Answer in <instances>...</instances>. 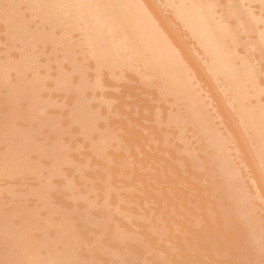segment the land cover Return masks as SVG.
<instances>
[{"label":"bare ground","instance_id":"bare-ground-1","mask_svg":"<svg viewBox=\"0 0 264 264\" xmlns=\"http://www.w3.org/2000/svg\"><path fill=\"white\" fill-rule=\"evenodd\" d=\"M256 3V4H255ZM154 5V6H153ZM155 6L157 7V8H155ZM28 9V10H27ZM30 9V10H29ZM157 9V10H156ZM159 9V10H158ZM29 11V12H27V13H32V14H30V15H28L27 13V15L28 16H31V17H33L32 18V21L30 20H28L29 22H33L34 23V19L36 20V27L35 26H32L31 27V25L30 26H28L27 24H25V20H27V16H25V14L23 15L22 14V11H24V12H26V11ZM4 11V12H3ZM165 12H167V13H165ZM2 13V14H1ZM8 13V14H7ZM0 20H2V21H4V22H2V21H0V22H2L1 24H0V32L1 31H4V34H5V30H6V32L10 35V36H12V38H7V40L9 39V41H11V39L13 40V41H16V43H18V45L20 44V48H19V55L17 56V58L14 60V61H12L11 62V60L13 59L12 57V59H9L10 58V56H7V57H4V58H1L0 57V85L2 84V82L1 81H3V83H4V86L5 85H8L9 83L7 82L6 83V81H7V79L5 80V78H8L9 76H6V74L7 73H5V72H9L11 69L12 70H14L13 72H15L16 74L15 75H17L16 76V78H14L13 76H11V77H13L14 79H16V82H15V84H13V86L11 85L10 87H9V92L10 91H12L14 94L13 95H15V98L18 100V98H19V100H20V98L23 100H26L25 102L27 103V104H18V103H16V102H8V103H10V104H7L8 105V108L6 107V111L3 113V112H1V116L0 117H2V120L0 121V143L1 142H4L2 145H0V175L2 174V177H5V176H19V174L22 176L23 175V173H25V172H27V171H29L31 168H32V166H33V168L35 167L34 165H33V163L34 164H37L38 166H39V164H40V161H46V159H44V160H41V158H40V161H39V156L41 157L42 155L44 156H46V157H44V158H47V160H48V163L50 164V167H52V168H50L49 169V165H48V163H46L47 164V166H48V168H45V170L47 171L48 169V175L47 176H49V177H51V174L53 175V174H55V173H58L59 172V170H60V174H61V169H60V167L62 166V165H66L67 163H69L70 164V161H72V160H75V159H79L77 156V158H75V156H73V154L75 153H69L70 152V148L71 147H74V143H73V141H72V143H73V145L71 146L70 144H69V142H67V140L65 141L64 139H66V137L63 139H61L60 138V135L61 134H63L64 133V131L63 130H65V127H63L64 129H58V128H56L57 126H58V123L56 122V119H58V115H59V113H58V115L55 113V115H57L55 118V120H53V121H55V122H53L52 121V119L50 120V117H52V116H50V117H48L47 116V114H46V107H48L47 105H49L47 102L50 100V99H48V101H44V100H47L46 98L44 99V98H41V93L42 92H40V94H39V91H40V88H42L43 90H44V85H46V84H42V82H44V80H46V79H48V78H46V79H42V75L40 76V78L43 80H41L40 78H39V82L40 81H42L40 84L42 85V87L38 84L37 85V80H36V85H35V81L33 80L34 78L36 79V77H34L33 79L31 78V77H33V75L31 76V74H30V78H31V80H33V82L30 80V78H29V76H26V74H27V71H30L31 69H33L34 67H36L35 69H37V66H35L36 64L38 65V63L40 64V62L37 60L38 58H39V56H40V54H39V52L41 53V50L43 49L44 50V48L43 47H45V46H43L46 42L48 43V41H46V40H49V42L50 41H52L51 42V48H54L55 49V47H57L58 45L60 46V48L64 51V52H62V53H60V56H61V54L62 55H64V57L66 56V58L67 59H69V61H67V62H69V64H70V67L69 68H74L76 71H75V73L77 72V70H78V72H79V70H81L80 72H81V77H82V79H80V80H82V82H83V84H82V82L80 81V80H76V78H75V80H76V82H75V84L72 86L71 85V83L73 82L74 83V81H69V80H71V79H69V78H71L72 76L71 75H68L69 74V72H66V71H64V69H66V68H68L67 66H66V68H60L59 66L61 65V62H60V60H59V58H58V62L57 63H59L60 62V65H56V69L55 70H57V67L59 68L58 69V72L60 73V76H61V78L60 77H58V79L60 80H58L57 78H56V76L55 77H53L54 78V83H57V81H59V83H57V85H63L64 87L63 88H65V86L67 87V85H68V87H70V89H71V86H72V88H74V86L77 84V83H79V86H80V83L82 84V86H81V88H79V86H78V84H77V86H76V89H77V92H76V89L74 88V89H72V90H75V92H74V94H73V96L74 97H72V94H71V100L69 99V101L72 103V104H70V106H69V108L70 109H66V110H68V112H69V116L70 117H72V119L74 118V122L76 121V122H80L81 123V127L79 128V130H81L82 131V134L84 133V134H86L85 135V138H86V136L88 135V137H89V135H90V132L92 133L93 131H95L96 129V131H98L97 133H100V135H98L97 136V138L96 139H94L93 138V142H90V144H88V142H87V144L88 145H91V147H93L94 148V152L96 153V152H98L97 154H100V153H102V155L104 154V151H103V149H106V147H105V145H104V143H105V141L106 142H108V139L110 140V138L109 137H111V135L112 134H114V133H112L109 137L108 136H106V134L103 136L102 134H103V132L101 133V132H99L100 131V129H99V125L101 124L99 121H98V119H99V114L101 113L102 114V112L103 113H105L104 111V108H103V110L104 111H102V112H99V111H97V106H99V104L98 105H95V106H91L90 104H89V100L88 99H86L87 97H86V95H87V93H86V91H85V94H84V90H86V88H87V84H86V86L84 85V82L87 80H83V77L85 76L84 74V72L82 73V69H84V68H82L81 67V63H77V62H79V60H78V58L77 59H75V57H76V55L78 54V52H77V54H76V52H75V48L74 47H72L73 45H74V43H73V41H75L74 39H72L73 37L75 38L76 36L78 37H80V39H79V37L77 38V40L79 39L81 42V44L79 43V45H80V52H81V54H86V55H88L90 58H91V60H88V61H91L90 62V65H92L93 66V64H91V63H93L94 62V64L96 63V66H97V68H95V67H92V68H95V69H93V70H97V69H99V71H100V69L101 68H103L100 72H102L104 69L108 72V74L109 73H111V74H113V76H118L119 74H120V72L122 73V68H123V66H124V68H125V70H127V69H131L130 70V72H132V70L133 71H136L138 74H137V76H138V78H137V81H136V79H135V83H137L140 79H139V77L140 76H143V78L141 79V81L145 78V82L146 83H148V84H152V85H158L156 88L157 89H159L158 90V92L160 91V89H161V91H163V93H166L167 94V96H168V98L171 96V95H173L172 97H170L171 98V102H170V98L169 99H165L164 100V98H161V97H163L164 95L162 94V92L160 93V95L162 94V96L161 97H159L160 95H158L157 97H156V95L154 96V97H152L154 94H156L157 93V90L156 91H154L155 93H153L152 92V90H151V88H150V90H151V92L149 91V90H147L146 91V89H144V91H146L148 94H152L151 96H149L148 94H147V96L148 97H150V98H148V97H146V99H148V100H150V102H151V99H156V100H159L158 98H160V100H164V102H166L165 104H169V105H167V106H169V108L168 107H166L167 109H170V107H174V105H175V109L174 108H171V109H173L175 112H173L172 110V112H173V114H176L175 116H173V119L175 120V121H173V124L176 122V125H178L177 124V121H178V123L181 121V123L182 122H184L185 120H187L189 123V125H191L190 123H192L193 125H191V126H189V128L190 127H192V129H193V126H194V130H192V132H196V134L198 135V136H200L201 137V139L202 140H200L199 139V137H197L198 139V142H199V140L201 141V142H203L202 144H203V146L201 147V142L198 144H195L197 141H195V143H193L194 141H193V139L194 138H192L191 140V143H193V144H195V146L197 147V146H199L200 148H202V149H204V150H202V151H205L206 150V153L207 154H205V153H203V152H201V153H203L204 155H205V159H204V164L206 163L205 161H207L210 165H208L207 163H206V165H207V168H212L211 170H212V172H214V170H215V172H217V173H214V175H213V173H212V175H213V177L215 176L216 178H219L220 176L222 177V180H223V192H224V195H226V197L228 198V200L229 201H226L225 199L223 200L222 199V201L221 200H219L220 199V196L222 195V192L220 193L219 191V189H220V187L219 186H217V184H218V179H215V180H217V183L216 182H214L213 181V179L211 178V180H209V178H208V180H209V183H211L212 184V186L214 185V183L216 184V185H214V187L213 188H211V189H209L210 187V185L209 184H205V187H209L208 189H209V191L210 190H213V192L215 191V189H216V193H215V195H217L218 193H220V194H218L217 196H219V198L217 199V202H220V203H217V202H214V201H216V198H217V196L215 197L212 193V195H213V197H215V198H213L212 196V199H210L211 197H209V194H210V192H212V191H208V192H206L208 189L207 188H203L202 186H204V183L202 184V186H201V188H200V186L198 187V185H196L197 183H198V181H196L195 180V182L193 181V183H195V184H193V183H190L189 185L188 184H186V178H184V176L181 174L180 175V178L182 177L183 179H185V180H182V181H184L185 182V186L187 187V186H189V187H191V188H189V187H185V186H183L184 185V183H182L183 185H179V186H177L176 187V181H178V180H176V181H174V180H172V182L171 181H169V180H167L169 183H167V185H165L164 183H166V182H164L166 179H165V177H164V175L163 174H161V173H159L158 172V170H159V168H161L160 170L161 171H163V173H165L166 174V171H168V166L169 165H172V167L170 166V169H172V170H170V172L171 173H168L167 172V174H166V178L168 177V176H176L177 175V173L176 174H173L172 175V171H180V173H182L181 172V168L183 167V169H187V167L186 166H188V164H189V162H190V164H191V162H192V164H191V166H196V163L195 162H198L199 163V165H200V163L201 162H199V161H203V160H201L202 158H203V154H201L199 151H201V149L199 148V150H198V152H199V154H201V155H203V156H201V155H198L197 153H196V151L197 150H195V147H194V145L193 144H190V146H192L191 148V150H193V151H191L190 149L188 150V148H186V144H188V140L186 141V142H184L185 141V137L183 138L182 137V139H181V141H183V144L182 145H184V147H181V152L183 151L184 152V150L185 149H187L188 150V152H190L191 153V157H193L194 156V158H190L191 160H195V162H193V161H191L190 159L188 160V159H186V158H188V157H186V156H184V158L180 155V156H178V155H175V156H178L177 158H176V163L178 164L179 162H181V165L182 164H184L185 165V167H184V165L182 166V167H180V169H178V167L176 168V167H174V166H177L176 165V163H174V161H171V160H167V159H164L162 156H161V154H163L162 152H166L167 153V151L166 150H168V152H170L171 151V146H169V148H170V150L169 149H166L165 147H163V145H161V143H158L159 145H161V147H158V144H157V146H156V140L158 139H161L160 138V136H162L161 135V132L158 134L159 136H158V138H156V136H157V132H159V131H157V129H156V127L154 128V131H155V129H156V132H154L152 129L153 128H151V127H154V126H152L150 123V128H149V124H147L146 122L147 121H149V120H147L146 119V117L145 118H142V117H140L139 116V120L141 121V119H142V121L145 119V121H143V123H145V124H147V126H148V129L149 130H147V126L144 124L143 126L145 127H143V126H141L143 129L141 130V129H139V125L138 126H135L136 124H137V121H139V120H137L136 121V119L135 120H133V118L131 119V120H133V121H136L135 122V124L133 123V121H131V120H129L128 118H129V116H130V114L128 115L127 113V111H126V114L128 115V117H127V115H126V118H127V120H129L128 122H129V124L130 123H132V124H130V126L128 125V124H126L125 123V121H123V120H126V118L124 119V118H121V119H119L120 121L122 120V122H123V124H125V131L128 133V131H130L131 129H133V128H129V129H126V125H128V127H131V125H133L134 127H137V129L138 130H134V133H132V130H131V132H130V135H133L134 134V136H135V139H134V137L132 138L131 136H129L130 138H132V139H134V141L136 140H138L139 139V141H138V144H137V142H135L137 145H135V147L137 148V147H139L138 149H142L141 150V152H143V150H144V154H142V156H144L143 158H145V160H143V158H142V156L140 155H138L139 157H137V156H135L134 158H135V161H137L138 162V164H141V163H139V162H142V164H145V163H147V161H148V163H152V164H149V165H151L150 166V168H152V169H154L155 168V170L153 171L154 173H156L155 171H156V168H157V174H158V176H157V174H153V173H151L153 176H155L157 179H155V181H152L153 183L155 182V183H158V184H160L161 186H160V188L161 189H159L158 187L159 186H157V188H158V192L157 193H161V190H162V192H164V189H165V192H164V194L163 193H161L162 194V197H160L159 198V194H158V196H156V198H158V200L160 201V199H161V201H163V198L165 197V198H167V197H169L170 195V197L169 198H167L166 200L167 201H170V204H169V202H167V201H165V198H164V201L163 202H165V203H168L169 205H167V206H169L170 208L172 207V206H174V207H172V210L174 209L175 211H173L172 212V210L171 211H169L170 209H167L166 211V213H168L169 214V212H172V213H175V212H177V213H179L180 215H182L181 213H183L185 210V208L184 207H186L185 205L187 204L186 202H187V198H189V200H191L192 198V201H196V206H198L199 208L200 207H202L203 206V209L202 208H200L201 209V211H200V209H199V214L195 211V207L196 206H194L193 205V210H192V208H191V213H192V215L194 214V215H196L197 214V216L199 215L200 216V213H201V217H200V220H197V222L198 221H202V220H204L205 218H204V216H203V214L205 215V212H206V209L204 210V207L206 208H208V202L206 201V199H205V195H207V193H209L208 195H207V197L206 198H208L207 200L208 201H210L209 203L211 204V202H212V204H211V206L209 207V210H208V212L209 213H211V219H212V221L214 222L213 224H209V223H211V222H209V223H205L206 221H204V224L207 226V224H208V226L206 227V229L204 228V226L205 225H202L203 224V222L202 223H200V226H201V229L200 230H203L202 229V227L204 228V230L208 233H205V235L204 234H202V236H201V233H203V232H205V231H202V232H194V234L196 233V234H198V236H197V239H199L198 237H203V235H204V237L206 236V234H207V238H211V240L210 239H208V240H210L209 242H207V243H209L210 244V246H212L213 244L215 245V243L218 245V246H223V244L222 243H226V241H230V243L232 244L231 246H229V248L230 247H232L233 245H234V243H235V241H236V243L235 244H237V242L238 241H243V243H246L247 244V246L245 245V244H243V245H245L244 247H247V249H249L247 252H249V253H247L246 255H244V256H246V258H247V256H252V261L253 262H251V260H249V262H251L250 264H264V185L263 184H261V183H264V64L262 63H260L261 62V60L263 59V56H262V51L264 50V0H0ZM21 14H22V16H21ZM37 17V18H36ZM24 18H26V19H24ZM30 18V17H29ZM28 18V19H29ZM24 20V21H23ZM26 23H28L27 21H26ZM34 25V24H33ZM171 25H172V27H171ZM10 27V28H9ZM9 29V30H8ZM75 29H77L76 31H78V30H81V32L80 31H78L79 33V35H72L71 34V36H70V33H69V35L66 33V32H73V31H75ZM73 30V31H72ZM2 36H3V33L1 34ZM7 34H5V36H6ZM8 35V36H9ZM82 35V36H81ZM2 36H0V43L2 42V39H1V37ZM8 36H6V37H8ZM2 38H4V37H2ZM71 38V39H70ZM183 39H185V40H183ZM70 40H71V42L73 43H71L70 44ZM184 41L183 43H185V44H183L181 41ZM40 41H42L43 42V44H42V48L41 47H38L39 49H38V51L35 49L36 47H37V44H38V42H39V44H40ZM45 41V42H44ZM5 42H6V40H5ZM4 42V43H5ZM8 42V41H7ZM41 42V43H42ZM55 42V43H54ZM15 43V44H16ZM58 43V44H57ZM85 45H83V44ZM55 44V45H54ZM56 44H57V46H56ZM10 45V44H9ZM11 45L12 46H14V48H15V45L13 44V43H11ZM11 45H10V47H11ZM77 45H78V43H77ZM182 45V46H181ZM184 45H186L185 47H186V49H187V47H188V51L185 49V47H184ZM1 46V45H0ZM39 46V45H38ZM47 46V45H46ZM75 46V45H74ZM83 46H84V48H83ZM3 47H5V46H3ZM76 47V46H75ZM78 47V46H77ZM7 48V47H6ZM17 48V47H16ZM79 48V47H78ZM60 49V50H61ZM77 49V48H76ZM1 50V49H0ZM3 50H5V49H3ZM7 50H8V48L5 50L6 52H7ZM50 50V49H49ZM60 50H57V51H60ZM78 50V49H77ZM76 50V51H77ZM17 51H18V49H17ZM38 52L37 54L39 55V56H37L36 57V52ZM48 51V50H47ZM46 51V52H47ZM190 51V52H189ZM4 52V51H3ZM2 52V50H1V53H3ZM45 52V51H44ZM191 53V55H193L194 54V58L189 54V53ZM258 52V53H257ZM0 53V54H1ZM9 53V52H8ZM15 53L17 54V52L15 51ZM48 53V52H47ZM50 53V52H49ZM51 53H53V51L51 52ZM43 54V53H42ZM57 53H55V55H56ZM59 54V53H58ZM57 54V55H58ZM76 54V55H75ZM8 55H10V54H8ZM44 55V54H43ZM47 55V54H46ZM45 55V56H46ZM54 55V56H55ZM263 55H264V53H263ZM60 56H56V58L57 57H60ZM88 56H85V58L87 57L88 58ZM3 57V56H2ZM44 57V56H43ZM42 57V58H43ZM48 57V56H47ZM79 57V56H78ZM81 58H82V56H80ZM79 57V59H81ZM84 57V56H83ZM41 58V57H40ZM63 58V57H62ZM85 58H83L84 60H86L87 61V59H85ZM90 58H88V59H90ZM48 59V58H47ZM53 59V58H52ZM55 59V58H54ZM65 59V58H64ZM93 59V60H92ZM43 60V59H42ZM76 60H78V61H76ZM84 60H80V62H83ZM46 61V60H45ZM57 61V60H56ZM64 61V60H63ZM62 61V62H63ZM66 61V60H65ZM197 61V62H196ZM47 62V61H46ZM50 62V60L47 62V63H49ZM51 62H53V61H51ZM71 62V63H70ZM264 62V61H263ZM43 63V62H42ZM56 63V62H55ZM53 64V63H52ZM86 64V63H85ZM87 64H88V62H87ZM40 65H43V64H40ZM73 67H72V66ZM83 65H84V63H83ZM82 65V66H83ZM89 65V66H90ZM34 66V67H33ZM44 66V65H43ZM47 65H46V63H45V67H43V69L44 68H47L46 67ZM51 66V65H50ZM53 66V65H52ZM63 66V65H62ZM61 66V67H62ZM88 66V65H87ZM86 66V69L85 70H83V71H86L87 70V67ZM30 67H33V68H30ZM84 67V66H83ZM14 68V69H13ZM28 68H30V69H28ZM39 68V67H38ZM55 68V67H54ZM68 68V69H69ZM91 68V67H90ZM90 68H89V70H90ZM92 68H91V70H92ZM16 69V70H15ZM42 69V68H41ZM40 69V70H41ZM48 70H49V67L47 68ZM46 69V70H47ZM63 69V70H62ZM113 69H119L118 71H120L119 73H118V75H117V72L118 71H116V74L114 73L115 71L113 70ZM54 70V71H55ZM67 70V69H66ZM104 70V71H105ZM125 70H123V71H125ZM128 70V71H129ZM5 71V72H4ZM38 71V70H37ZM43 71V70H42ZM52 71V70H51ZM70 71V74L74 71V70H69ZM88 71V70H87ZM110 71V72H109ZM38 72H40V71H38ZM37 72V73H38ZM44 72H45V70H44ZM43 72V73H44ZM47 72V71H46ZM61 72H63V73H61ZM64 72H65V74H64ZM129 72V73H130ZM3 73H5V74H3ZM26 73V74H25ZM32 73V72H31ZM56 73H57V71H56ZM135 73V72H134ZM206 73V74H205ZM10 74V73H9ZM42 74V73H41ZM53 74V73H52ZM51 74V75H52ZM62 74V75H61ZM77 74V73H76ZM88 74L90 75V71L88 72ZM101 74H103V73H99L98 71H96V74L95 73H92L91 72V75H93V76H91L93 79H94V77H96L97 79H98V81L100 80V78H99V76L101 75ZM105 74V73H104ZM110 74V76L112 77V75ZM127 74V73H126ZM139 74H140V76H139ZM204 74V75H203ZM3 75H4V77H3ZM8 75V74H7ZM28 75V74H27ZM48 75H50V74H48ZM47 75V76H48ZM55 75V74H54ZM84 75V76H83ZM87 75V74H86ZM97 75H98V77H97ZM130 75V74H129ZM133 75V74H132ZM201 75H203L204 76V80L202 79L203 78V76H202V78H200V76ZM206 75V76H205ZM35 76V75H34ZM37 77H39V75L37 74L36 75ZM53 76V75H52ZM69 76H71V77H69ZM79 76V75H78ZM78 76H76V77H78ZM104 76H108L109 77V75H104ZM103 76V77H104ZM115 76V77H116ZM119 76H124V74L122 75V74H120ZM126 77H127V75H125ZM131 76V75H130ZM130 76H128L127 78L125 77H123L124 79H126L127 80V85H130V87L129 86H126V85H124V86H126V87H129V88H131V85L134 83V81L132 80V79H128V78H131ZM80 77V78H81ZM86 77V76H85ZM90 77V79L92 80V78ZM114 77V78H115ZM119 78L118 77V80L120 81V80H123V78ZM135 77V76H134ZM206 77V78H205ZM210 77V78H209ZM4 78V79H3ZM44 78V77H43ZM55 78L57 79V81L55 80ZM95 78V79H96ZM113 78V79H114ZM133 78V77H132ZM209 78V79H208ZM38 79V78H37ZM77 79H79V78H77ZM97 79H96V82H97ZM102 79V78H101ZM103 79H106L105 77L103 78ZM102 79V80H103ZM4 80H5V82H4ZM50 80H52V78H50ZM72 80H74V79H72ZM91 80H89L90 82H89V86H91V88H92V85L94 86H97L98 84H99V86H98V88L97 89H101L102 90V88H101V81L102 80H100V83H95V80H92V81H94V82H91ZM107 80V79H106ZM117 80V77L115 78V81ZM128 80H131V81H128ZM202 80H203V82H202ZM10 81V80H9ZM56 81V82H55ZM80 81V82H79ZM108 81H109V79H108ZM114 81V80H113ZM213 81V82H212ZM38 82V83H39ZM71 82V83H70ZM123 82V81H122ZM131 82H133V83H131ZM143 82V81H142ZM145 82H144V85H145ZM205 82L207 83V84H209V82H210V84L212 85H208V87H206V85H205ZM70 83V84H69ZM92 85H91V84ZM93 83H95V84H93ZM103 83H104V80H103ZM109 83V82H108ZM113 83V82H112ZM114 83H116L117 84V82H114ZM124 83H125V81H124ZM125 83V84H126ZM12 84V83H11ZM50 84H51V82H50ZM97 84V85H96ZM105 84V83H104ZM103 84V85H104ZM106 84H107V82H106ZM139 84H141V83H139ZM205 85V87H204V85ZM49 85V84H48ZM70 85V86H69ZM111 85V84H110ZM119 85H120V83H119ZM134 85V84H133ZM132 85V86H133ZM151 85V86H152ZM1 86H3V84L1 85ZM37 86H39V88L37 87ZM55 86V87H54ZM85 86V87H84ZM88 86V87H89ZM114 88H116V86H118V85H116V86H114V85H112ZM112 86H110L111 88H113ZM121 86V85H120ZM136 86V88H137V85H135ZM139 86V85H138ZM147 86V85H146ZM148 86H150V85H148ZM160 86V87H159ZM210 86V87H209ZM12 87V88H11ZM53 88H58V87H56V84H54L53 86H52ZM51 87V88H52ZM62 86H59V88L60 89H63V88H61ZM100 87V88H99ZM103 87H105V86H103ZM109 87V88H110ZM123 87V86H122ZM121 87V88H122ZM48 88V87H47ZM47 88H45L46 90H47ZM113 88V89H114ZM135 87H132V90H133V92H136L135 91V89H136ZM147 88V87H146ZM155 88V89H156ZM214 88V91H217V92H215V93H213L214 91H212V89ZM3 89H5V88H3ZM41 89V90H42ZM60 89H58V90H55V89H53V90H55L56 92L58 91V92H61L60 91ZM94 88H92L91 89V91L93 90ZM117 89V88H116ZM118 89H119V91H120V88H119V86H118ZM124 91L123 92H125L126 90V88H122ZM138 89V88H137ZM139 89H140V87H139ZM205 89L207 90V91H205ZM211 89V90H210ZM52 90V89H51ZM65 90V89H64ZM101 90H99V91H101ZM115 90V89H114ZM141 91H143L142 89H140ZM2 91V90H1ZM0 91V92H1ZM50 91V90H49ZM111 91V90H110ZM119 91H116V94H119L118 92ZM122 91V90H121ZM129 89L126 91L127 93H129V92H131V91H129ZM140 92L141 94H145L146 92ZM11 92V93H12ZM104 92V91H103ZM102 92V93H103ZM109 92V90L107 91V93ZM133 92H131L132 93V96H133V94L134 95H137V93H133ZM45 93H47V92H45ZM70 93H72V92H70ZM70 93H67V94H70ZM93 93V92H92ZM96 93H97V90H96ZM95 93V94H96ZM99 93V92H98ZM139 93V94H140ZM159 93H157V94H159ZM61 94V93H60ZM66 94V93H65ZM75 94H77L76 96H75ZM90 94V93H89ZM87 95V96H90V95ZM104 94H105V92H104ZM103 94V95H104ZM112 94H114V92H112ZM138 94V96H136V97H134V98H136V99H134L133 98V102H135L136 100V102L135 103H138L139 105H141V103H139V102H141L140 101V98H138L139 96H141V99H142V95H139ZM169 94V95H168ZM213 94V95H212ZM214 94H217V96L219 95L220 96V99H219V96L217 97L216 95L214 96ZM7 95H9V94H7ZM12 95V94H11ZM12 95V96H13ZM43 95H44V93H43ZM46 95V94H45ZM44 95V96H45ZM53 95H56V94H54V92H53ZM92 96H94L93 94H91ZM110 95V94H109ZM122 95V94H121ZM12 96H9V98L10 97H12ZM52 96V95H51ZM57 96V95H56ZM65 96V95H64ZM107 96V95H106ZM114 96V95H113ZM117 96V98H118V95H116ZM120 96V95H119ZM122 96H125V95H122ZM122 96H120L119 98H122ZM130 96V97H129ZM128 96V98H131V95H129ZM166 96V97H167ZM221 96H222V99H221ZM43 97V96H42ZM46 97V96H45ZM62 97V96H61ZM66 97V96H65ZM76 97V98H75ZM97 97H102V96H97ZM127 97V96H126ZM152 97V98H151ZM5 98V97H4ZM15 98H13L14 100L13 101H17ZM47 98H49L48 96H47ZM52 98V97H51ZM75 98V99H74ZM89 98H91V97H89ZM115 98V97H114ZM124 98V97H123ZM126 99L125 101L126 102H123V103H125V104H127V102L130 100L131 101V99ZM139 100H138V99ZM144 98V97H143ZM208 98V99H207ZM44 99V100H43ZM60 99V98H59ZM64 98H62V99H60V100H63ZM94 99V98H93ZM96 99V98H95ZM103 99V98H102ZM108 99V98H107ZM125 99V98H124ZM123 99V100H124ZM145 98L144 99H142V100H146ZM10 100V99H9ZM18 100V101H19ZM55 100V99H54ZM58 100V99H57ZM66 100H67V98H66ZM91 100V99H90ZM99 100V99H98ZM101 100V99H100ZM112 100V99H111ZM116 100V99H115ZM122 100V99H121ZM122 100V101H123ZM135 100V101H134ZM147 100V101H148ZM168 100H169V103H168ZM222 101V103H221V101ZM1 101V100H0ZM106 101H108V100H106ZM110 101V100H109ZM116 101H119V100H116ZM131 101V102H132ZM139 101V102H138ZM153 101V100H152ZM99 102V101H98ZM111 102H113V101H111ZM111 102H110V104H111ZM131 102H129L128 104H133V103H131ZM144 102V101H143ZM146 102V101H145ZM157 102V101H156ZM159 102V101H158ZM176 102V103H175ZM224 102H225V104H224ZM6 103H7V101H6ZM47 103V104H46ZM51 103V102H50ZM58 103V102H57ZM60 103H62V102H60ZM92 103V102H91ZM116 103V102H115ZM135 103L132 105V107H129L127 110L129 111V113H132V114H134L133 116H135L136 117V113L137 112H139L140 110H138L139 109V107H137V110H136V112H134L135 110H133V107H134V105H135ZM147 103V102H146ZM146 103H143V105H145ZM149 103V102H148ZM146 104V105H148V106H150V108L148 109V111L152 108L151 106H154L153 104H152V102H151V104L152 105H149V104ZM163 103V102H162ZM161 103V104H162ZM2 102H1V106H2ZM51 104H53V103H51ZM102 104V103H101ZM104 104H108V102L107 103H104ZM103 104V105H104ZM121 103L119 102V105L118 104H116V106L118 105V106H120L121 107V105H120ZM125 104H122V107L121 108H123V105H125ZM127 104V107L129 106ZM158 104V103H157ZM156 104V105H157ZM173 104V105H172ZM56 105V104H55ZM55 105H51V106H55ZM58 105V104H57ZM92 105H94V101H93V104ZM106 105H104V106H106ZM112 106H113V104H111ZM130 105V106H131ZM143 105L140 107V108H142L143 107ZM223 105L224 106H228L227 108H229V110L227 109V108H225L228 112H229V114H231L230 115V118L232 117V120L230 121L229 120V116H227L228 114L227 113H225V112H227L225 109H223L222 107H223ZM46 106V107H45ZM126 106V105H125ZM137 106V105H136ZM136 106L134 107V108H136ZM148 106H146L147 108H148ZM3 107V106H2ZM56 107V106H55ZM57 107H59V106H57ZM102 107V106H101ZM100 107V108H101ZM145 107V106H144ZM142 108L141 109V111L140 112H142V110L143 111H145L146 112V109L147 108ZM156 107H157V109H156ZM61 108V107H60ZM64 108V107H63ZM62 108V109H63ZM105 108H107V107H105ZM110 108V107H109ZM113 108H115V106L113 107ZM121 108H119L120 110H123V109H126V107L125 108H123V109H121ZM130 108H132V110L133 111H131V110H129ZM159 108H160V106H159ZM165 108V111H167V109ZM1 109V108H0ZM53 109V108H52ZM231 109V110H230ZM2 110H4V109H2ZM48 110H49V108H48ZM58 110V109H57ZM102 110V108L100 109V111ZM117 111H118V113L120 112L119 110H118V108L116 109ZM152 110H154V112L153 111H149L148 113L150 114V112H152V113H154V115L156 116V114L157 113H161V112H158V111H161V109L160 110H158V106H154L153 107V109ZM155 110H157L156 111V113H155ZM1 111V110H0ZM60 111V110H59ZM63 112L65 111L64 109L62 110ZM111 111V110H110ZM131 111V112H130ZM170 111V112H171ZM230 111H231V113H230ZM49 113L51 112H53V111H48ZM57 112V111H56ZM66 112V111H65ZM99 112V113H98ZM124 112H125V110H124ZM123 112V114L125 115V113ZM134 112V113H133ZM169 112V114L172 116L173 114H171ZM67 113V112H66ZM111 113V112H110ZM121 113V112H120ZM143 113V112H142ZM163 113V112H162ZM226 115H225V114ZM232 113H233V115H232ZM4 114V115H3ZM71 114V115H70ZM122 114V113H121ZM131 114V115H132ZM143 114H145V113H143ZM166 114H168V113H165V117L167 118V119H170L171 117H170V115L168 114V116L166 115ZM31 115V116H30ZM49 115V114H48ZM53 115V114H52ZM63 115H64V113H63ZM108 115H109V110H108ZM123 115V116H124ZM142 115V114H141ZM153 115V114H152ZM153 115V116H154ZM158 115V114H157ZM28 116H30V117H28ZM34 116V117H33ZM101 116V115H100ZM103 116V115H102ZM113 116H115V115H113ZM116 116H118V114L116 115ZM120 116V115H119ZM132 116V117H133ZM144 116V115H143ZM146 116V115H145ZM17 117H20V120L22 121V119H24L23 117H26V121H28V120H30V119H34L33 121H37L38 120V122H39V124H37V126L39 127H36V128H38V129H40L41 130V126H42V124H43V126L42 127H44V126H47L48 124H49V126L48 127H46V128H50V126H51V124L53 123V126H54V128L55 129H58V131L57 130H55L54 132H55V138L53 137V136H51L52 137V140H53V138H54V140L52 141L51 140V142H50V144L47 142V139H44V138H42V140L40 139L39 141L37 140L36 141V139H39V138H35V136H34V134H35V130H36V128H33L34 130H32V131H30L31 129L29 128L30 126H28L27 125V127H28V130L26 129V127H22V125L20 126L19 124H16V122L14 121V120H17ZM67 117H68V113H67ZM103 117H106V113L104 114V116ZM122 117V116H121ZM125 117V116H124ZM149 117V116H148ZM158 117V116H157ZM157 117H156V122H157ZM165 117H162L161 119L163 120H161L160 121V119H158V122H165V121H167V119H164ZM170 117V118H169ZM22 118V119H21ZM53 118V117H52ZM65 118V117H64ZM102 118V117H101ZM137 118V117H136ZM152 119H153V117H151ZM155 118V117H154ZM160 118V117H159ZM186 118V119H185ZM1 119V118H0ZM61 119V118H60ZM68 119V118H67ZM70 119V118H69ZM111 119V118H110ZM109 119V120H110ZM138 119V118H137ZM218 121H217V120ZM226 119V120H225ZM19 120V119H18ZM19 120V121H20ZM46 120H50V121H46ZM65 120V122H67L68 123V121L66 120V119H64ZM64 120H63V122H64ZM109 120H105V118L103 119V121H109ZM112 120V119H111ZM110 120V121H111ZM113 120H115L114 119V117H113ZM112 120V121H113ZM127 120H126V122H127ZM171 121H172V119H170ZM46 121V122H45ZM60 121V120H59ZM98 121V122H97ZM109 121V122H110ZM120 121H118V122H120ZM139 121V123L138 124H140L141 122ZM171 121H169V123H172ZM187 121H185V122H187ZM15 122V123H14ZM30 122H32V121H30ZM43 122V123H42ZM73 122V123H74ZM117 122V123H118ZM157 122V123H158ZM22 124H23V122H21ZM24 123H26L27 124V122H24ZM33 123V122H32ZM48 123V124H47ZM99 123V124H98ZM108 123V122H107ZM111 123V122H110ZM113 123H115V122H113ZM152 123V122H151ZM166 123V122H165ZM167 123H168V121H167ZM232 123H233V125H232ZM29 124V123H28ZM36 124V123H35ZM34 124V125H35ZM41 124V125H40ZM56 124V125H55ZM65 124V123H64ZM69 124H70V122H69ZM122 124V125H123ZM187 124V123H186ZM23 125H25V124H23ZM30 125V124H29ZM60 125V124H59ZM109 125H111V124H109ZM109 125L108 126H106V127H109ZM112 125H114V124H112ZM116 125V124H115ZM121 122L119 123V126L118 127H120L119 129H121V131L124 133L125 131H123V129L121 128ZM154 125H155V123H154ZM159 125V124H158ZM172 125V124H171ZM175 125V124H174ZM56 126V127H55ZM66 126V125H65ZM70 126V125H69ZM74 126V125H73ZM72 126V127H73ZM76 126V125H75ZM73 127V129L75 128H77V126H78V124H77V126L76 127ZM101 126H103V124H101ZM100 126V127H101ZM117 126V125H116ZM164 126H165V124H164ZM179 126V125H178ZM183 125H180L179 126V128L180 127H182ZM187 126V125H186ZM35 127V126H34ZM71 127V126H70ZM140 127V128H141ZM162 127V126H161ZM170 127V126H169ZM31 128H32V126H31ZM53 127H51L50 129L51 130H53L52 129ZM168 128V127H167ZM172 128V127H171ZM27 131H26V130ZM75 129H74V131H75ZM108 129V128H107ZM113 129V128H112ZM115 129H117V127L115 128ZM161 129V128H160ZM170 129V128H169ZM181 129V128H180ZM179 129V131L181 132V133H184L185 131H184V129L185 128H183V129H181V130H183V132L181 131ZM187 130H189L188 128H186ZM191 129V128H190ZM43 130H45V129H43ZM42 130V131H43ZM49 130V129H48ZM110 131H111V129H109ZM143 131V133H145V130H147V133H145V134H147V135H144L141 131ZM150 130H152V131H150ZM162 130V129H161ZM171 130V129H170ZM38 131V130H37ZM36 131V132H37ZM47 131V130H46ZM61 131V132H60ZM62 131H63V133H62ZM69 131V130H68ZM104 131V130H103ZM113 131H116V130H113ZM120 130H118V132H119ZM135 131H139V134L140 133H142L143 135H139L138 134V132L137 133H135ZM148 131H149V133L150 132H153L150 136H153V138L155 139V141H154V139L152 140V142H154V144L153 143H151V140L149 141V139H152V137L151 138H149V133H148ZM164 131H166V130H164ZM171 131H173V130H171ZM178 131V136L175 134V132L173 133L176 137H181V136H179V132ZM105 132H107V131H105ZM117 132V133H118ZM194 132V133H195ZM37 133H39V131L37 132ZM51 133V132H50ZM59 133V134H58ZM78 133V132H77ZM76 133V134H77ZM89 133V134H88ZM94 133V132H93ZM132 133V134H131ZM170 133H172V132H170ZM180 133V135H182ZM186 133V132H185ZM184 133V134H185ZM191 133V132H190ZM236 133V134H235ZM46 134V133H45ZM53 134V133H52ZM74 134V133H73ZM119 134V133H118ZM122 134V133H121ZM138 134V135H137ZM168 134V133H167ZM189 134V133H188ZM187 134V135H188ZM48 135V134H47ZM54 135V134H53ZM66 135H68V133L66 134ZM79 135H80V133H79ZM95 135H96V133H95ZM107 135H109V133L107 134ZM123 135H125V134H123ZM122 135V141H120V142H124V140L126 141V139H127V141H126V143L124 142V145L123 146H125V147H127V148H130L129 146H131L130 144H132V142H133V140L131 139L130 140V138H126V135L125 136H123ZM129 135V134H128ZM128 135H127V137H128ZM156 135V136H155ZM166 135V134H165ZM40 136H42V135H40ZM81 136V135H80ZM118 135H115V137H117ZM139 136V137H138ZM155 136V137H154ZM186 136V135H185ZM188 136H192V135H188ZM188 136H186V138H189ZM193 136H194V134H193ZM39 137V136H38ZM49 137V136H48ZM64 137V136H63ZM77 138H80V137H78V136H76ZM75 137V141H76V138ZM93 137V136H92ZM113 137V136H112ZM115 137L113 138L114 140H116L115 139ZM136 137L138 138V139H136ZM140 137H143V139H146V141H144L145 143L148 141V142H150L151 143V145L153 144V146H151V147H153L154 149L156 148V147H158V151L160 152L159 154H158V152H157V150H156V152H157V155L155 154L156 152H154L153 151V155H151V153H149L148 151H151L153 148H148V146H150V144L149 143H146V144H148V146L145 144H143L144 145V147L145 146H147V147H145V149H146V153H148V154H146L145 153V149H144V147H141V146H138V145H140V141H141V144L143 143V139H141ZM169 137V136H168ZM171 137V136H170ZM175 137V138H176ZM195 137V136H194ZM50 138V137H49ZM69 138V137H68ZM107 138V139H106ZM171 138H173V137H171ZM174 138V140H176ZM230 138H232L233 139V141H234V143L237 145V146H239L240 147V151H237V150H239V147H237L234 143H233V141H232V139H230ZM241 138H243L244 139V143H246V142H248L249 143V146H250V148H251V150H249L250 152H248V149L245 151V148L244 147H246L247 148V146H248V143H246L247 145L245 146V144L244 143H242L241 144V141L243 142V140H241ZM71 139V138H70ZM112 139V138H111ZM119 139V138H118ZM121 139V138H120ZM141 139V140H140ZM165 139H166V137H165ZM230 139V140H229ZM45 140V141H44ZM73 140V139H72ZM85 140V139H84ZM105 140V141H104ZM130 142H129V141ZM173 140V141H174ZM179 140H180V138H179ZM49 141H50V139H49ZM68 141H70V140H68ZM74 141V142H75ZM117 141V140H116ZM169 142H170V140H168ZM172 141V139H171V142H173ZM190 141V140H189ZM42 142V143H41ZM47 142V143H46ZM78 142V141H77ZM80 142V141H79ZM86 142V141H85ZM112 142V141H111ZM164 142H166V141H164ZM168 142V143H169ZM179 142V141H178ZM43 143H46V145L45 144H43ZM84 143V142H83ZM110 143V142H109ZM109 143H107V144H109ZM119 143V142H118ZM190 143V142H189ZM229 143L231 144V145H229ZM79 143H77V145H78ZM122 144L123 143H121V146H122ZM126 144V145H125ZM167 144V143H166ZM175 144H179V143H174V145ZM244 144V147L242 146ZM76 145V144H75ZM115 145H117V144H115ZM134 145V142H133V144H132V146H131V151H128V149H127V151L128 152H132V150H134L132 147H134L133 146ZM186 145V146H185ZM233 145V146H232ZM234 145H235V148L237 149V150H235V148H234ZM71 146V147H70ZM79 146H80V144H79ZM78 146V147H79ZM81 146H82V143H81ZM84 146V145H83ZM82 146V147H83ZM110 146H112V145H110ZM109 146V147H110ZM179 146V145H178ZM231 146V147H230ZM248 146V147H249ZM86 147H87V145H86ZM86 147H84V148H86ZM163 147V149H161ZM176 147V146H175ZM188 147V146H187ZM193 147H194V149H193ZM89 148V147H88ZM115 148H118V146H116ZM148 148V149H147ZM185 148V149H184ZM190 148V147H189ZM249 148V149H250ZM74 148H72V150H73ZM92 149V148H91ZM121 149H123V148H121ZM126 149V148H125ZM137 149V150H138ZM153 149V150H154ZM160 149H161V151H160ZM179 149V148H178ZM235 150V153L233 152L234 150ZM75 150V149H74ZM107 150H108V148H107ZM124 150V149H123ZM122 150V152H124ZM136 150V151H137ZM139 150V151H140ZM173 150H174V147H173ZM173 150L171 151V153H173ZM231 150H233L232 152L234 153H232L231 152ZM35 151V154H36V152L38 153V155H37V159H35L34 157H32V156H34V155H32L31 156V159H29L30 158V155H31V153H33ZM84 151V150H83ZM83 151L82 152H80L79 151V153H83ZM175 151H176V148H175ZM236 151L237 152H239V153H236ZM91 152V151H90ZM92 152H93V150H92ZM94 152H93V154H94ZM122 152L120 153L119 152V155L120 156H118V155H116L115 153V157H119V159H120V157L122 156L121 154H122ZM126 152V151H125ZM138 152V151H137ZM136 152V153H137ZM141 152H139L140 154H141ZM165 152H164V154H165ZM187 152V154H188V156H190V153H188ZM248 152V153H247ZM85 153V152H84ZM88 153V152H87ZM107 153H109L110 154V152H107L106 151V154ZM129 153V154H130ZM133 153H135V150H134V152H132V154ZM139 153H137V154H139ZM171 153H169V155L171 156V157H174L175 158V156H173V154H171ZM180 153V152H179ZM186 153V152H185ZM241 153L243 154V158H242V156H241ZM70 154H72V155H70ZM128 153L126 154L127 156L129 155ZM137 154H133V155H137ZM156 156H155V155ZM176 154H177V152H176ZM194 154V155H193ZM237 154V155H236ZM240 154V156L241 157H239L238 155ZM74 155H76V154H74ZM79 155V154H78ZM101 155V154H100ZM100 155H98V156H100ZM111 155V154H110ZM112 155H113V153H112ZM110 156V157H112V158H114V155L113 156ZM123 155H125V154H123ZM125 155V157H127ZM145 155H149V158H152V156H155L154 157V159L152 158V161H150L149 162V158H148V156H146L145 157ZM158 155H160V156H158ZM165 155H167L168 156V154H165ZM184 155V154H183ZM197 155L200 157V159H199V161H198V158H197ZM206 155H208L209 157H211L210 159L213 161V163H212V161L210 160L209 161V159H208V157L206 156ZM84 156H86V154L84 155ZM89 156V155H88ZM107 156V155H106ZM109 156V155H108ZM130 156V155H129ZM75 159H74V158ZM81 157V156H80ZM90 157V156H89ZM93 157V156H92ZM95 157H96V155H95ZM109 157V158H110ZM131 157H133V156H131ZM160 158V160H161V158L165 161V162H167V161H171L170 163L169 162H167V163H165L163 160H161L162 162L161 163H163L162 165H161V163L159 162L160 160L158 159V158ZM186 157V158H185ZM34 158V159H33ZM82 158V157H81ZM123 158V157H122ZM139 158H140V160H139ZM146 158H148L147 160H146ZM173 158V160H175ZM182 158V159H181ZM197 158V159H196ZM237 158V159H236ZM97 159V158H96ZM106 159H108V158H106ZM116 159V158H115ZM115 159L113 160V161H115ZM129 159V158H128ZM133 159V158H132ZM137 159V160H136ZM182 161H181V160ZM184 159L186 160V162L184 161ZM32 160L34 161V162H32ZM82 160V159H81ZM84 160L86 161V160H88L87 159V157H86V159L84 158ZM117 160V159H116ZM122 160V159H121ZM155 160H158L157 161V165H153V163H155ZM187 160L189 161V162H187ZM37 161H39V162H37ZM44 161V162H45ZM108 161V160H107ZM106 161V162H107ZM112 161V162H113ZM117 161H119L118 163H120V160H117ZM125 161V160H124ZM123 161V162H124ZM143 161L145 162V163H143ZM154 161V162H153ZM37 162V163H36ZM87 162H89V161H87ZM91 162H92V160L90 161V164H91ZM97 162V161H96ZM111 162V161H110ZM116 162V161H115ZM122 162V161H121ZM173 162V163H172ZM183 162V163H182ZM185 162V163H184ZM212 164H214L215 165V167L213 166V165H211V163ZM42 163V162H41ZM66 163V164H65ZM72 163H76V162H72ZM72 163H71V165H72ZM82 163H83V161H82ZM104 163V162H103ZM108 163V162H107ZM160 163V164H159ZM193 163H195L194 165H193ZM197 163V164H198ZM203 163V162H202ZM202 163H201V166H202ZM45 164V165H46ZM77 164V163H76ZM76 164H75V167H74V169L76 168ZM81 163H79V165L78 166H81L80 165ZM93 164H94V160H93ZM106 164V163H105ZM110 164H112V163H110ZM116 165V163H113V165ZM124 164V163H123ZM130 164V163H129ZM136 164V163H135ZM165 164V165H164ZM169 164V165H168ZM175 164V165H174ZM190 164H189V167H190ZM41 165V164H40ZM42 165H44L43 163H42ZM41 165V168H40V170L42 169V166ZM68 165V164H67ZM98 165V164H97ZM101 165V164H100ZM102 165H104V164H102ZM120 165V164H119ZM148 165V164H147ZM168 165V166H167ZM174 165V166H173ZM199 165H197V166H199ZM83 167H84V164L82 165ZM93 166V165H92ZM117 166V165H116ZM136 168H137V165H134ZM132 167V165H131V167L135 170V167ZM139 166V165H138ZM142 166V165H141ZM157 166V167H156ZM158 166H160V167H158ZM162 166H163V169L164 168H167V170L166 169H164V170H162ZM167 166V167H166ZM197 166H196V168H197ZM208 166H210V167H208ZM46 167V166H45ZM88 167V166H87ZM93 167H95V165L93 166ZM120 167V166H119ZM123 167H124V165H123ZM125 167H127V165L125 166ZM140 167V166H139ZM203 167V166H202ZM202 167H201V169H202ZM205 167V166H204ZM63 168V167H62ZM64 168H66V167H64ZM69 168V167H68ZM82 169V167H79V169ZM86 168V167H85ZM84 168V169H85ZM96 168V167H95ZM101 168V167H100ZM128 168V167H127ZM146 168H148V167H146ZM177 169V170H174V169ZM191 168H194V167H191ZM206 168V170H204V171H207L208 170V172H210V170L209 169H207ZM215 168V169H214ZM244 168H249V170H245ZM44 169V168H43ZM70 169H72V168H70ZM78 169V170H79ZM98 169V168H97ZM198 169V168H197ZM217 169V170H216ZM35 170H37V169H35ZM66 170H69V169H66ZM96 170V169H95ZM105 170V169H104ZM112 169H110V171H111ZM124 170V169H123ZM130 170H131V168H130ZM138 170V169H137ZM151 170V169H150ZM243 170V171H242ZM244 170L246 171V172H244ZM31 171V170H30ZM29 171V172H30ZM38 171V170H37ZM36 171V172H37ZM70 171V170H69ZM72 171H73V169H72ZM85 171V170H84ZM89 171H91V169L89 170ZM109 171V172H110ZM118 171V170H117ZM124 171H126V170H124ZM133 171V170H132ZM165 171V172H164ZM184 171V173H185V170H183ZM199 171V170H198ZM219 171V172H218ZM32 172V171H31ZM75 172V171H74ZM79 172V171H78ZM77 172V173H78ZM96 172V171H95ZM98 172H100L99 170H98ZM98 172H96V173H98ZM108 172V173H109ZM113 172V171H112ZM111 172V173H112ZM121 172H122V170H121ZM200 172H202V171H199V173L198 172H196V175L198 176V178L200 179V177H199V175L198 174H200ZM40 173V172H39ZM46 173V172H45ZM62 173H63V171H62ZM65 173V172H64ZM67 173V172H66ZM85 173V172H84ZM83 173V174H84ZM88 173V172H87ZM90 173V172H89ZM88 173V174H89ZM103 173H107V172H104L103 171ZM108 173L106 174L107 176H108ZM119 173V172H118ZM125 173H128V170H127V172H125ZM133 173H135V175H136V172L134 171ZM132 173V174H133ZM140 173H141V171H140ZM145 173V172H144ZM193 173V172H192ZM204 173V172H203ZM50 174V175H49ZM86 174V173H85ZM99 174V173H98ZM129 174V173H128ZM137 174H139L138 172H137ZM207 174V173H206ZM215 174H219L218 176H216ZM3 175H5V176H3ZM27 175V174H26ZM25 175V176H26ZM43 175H45V174H43ZM42 175V176H43ZM64 175V174H63ZM79 175H81V174H79ZM78 175V176H79ZM95 175V174H94ZM100 175H102V174H100ZM113 173H112V176H111V178L113 177ZM140 175V174H139ZM139 175H136V176H138L139 177ZM142 175V174H141ZM141 175H140V179H142V180H144L143 179V177L141 178ZM162 175H163V178H162ZM188 175H189V173H188ZM190 175H191V173H190ZM41 176V177H42ZM46 176V175H45ZM44 176V177H45ZM55 176V175H54ZM71 176V175H70ZM70 176H69V178H70ZM92 176V175H91ZM104 176H105V174H104ZM122 176V175H121ZM120 175H119V177H121ZM145 176V175H144ZM161 176V178H159ZM178 177H179V175H177ZM193 176H195V175H193ZM203 176H204V174H203ZM23 177V176H22ZM43 177V178H44ZM58 177H61V176H58ZM64 178H65V176H63ZM76 176L74 175V178H75ZM80 177V176H79ZM85 177V176H84ZM94 177H96L97 178V176L95 175ZM102 177V176H101ZM109 177V176H108ZM115 177V176H114ZM114 177H113V179H111L112 181H114L115 179H114ZM125 177H127V176H125ZM130 177V176H129ZM155 177H152L151 179H154ZM177 177V178H178ZM186 177V176H185ZM189 177V176H188ZM205 177H206V175H205ZM208 177V176H207ZM210 177H211V175H210ZM35 178V177H34ZM52 178H54V177H52ZM78 178V177H77ZM76 178V179H77ZM100 178V177H99ZM116 178V177H115ZM131 178L133 179V177L131 176ZM150 178V177H149ZM170 179H171V177H169ZM259 178H261V180L259 179ZM3 179V178H2ZM32 179V178H31ZM30 179V180H31ZM56 179V178H55ZM58 179V178H57ZM63 179V178H62ZM80 179V178H79ZM87 179V178H86ZM102 179V178H101ZM104 179V178H103ZM117 179V178H116ZM121 180H122V178H120ZM119 179V180H120ZM146 179V178H145ZM147 179H148V175H147ZM161 179V180H160ZM164 179V180H163ZM196 179V178H195ZM219 179H221V178H219ZM1 180V179H0ZM25 180H27V179H25ZM47 180V179H46ZM54 180V179H53ZM78 180V179H77ZM88 180V179H87ZM95 180V179H94ZM105 180L107 181L108 179H106V176H105ZM110 180V179H109ZM110 180V181H111ZM125 181H127L126 179H124ZM123 180V181H124ZM129 180V179H128ZM137 180V179H136ZM142 180H140V181H142ZM158 180L159 181H163V182H158ZM208 180L206 181V178H205V180H203L202 179V181H206V182H208ZM262 181V182H260V181ZM10 181V180H9ZM17 181V180H16ZM15 181V182H16ZM32 181V180H31ZM35 181V180H34ZM33 181V182H34ZM62 181V180H61ZM66 181V180H65ZM70 181V180H69ZM68 181V182H69ZM89 181V180H88ZM93 181V180H92ZM100 181V180H99ZM104 181V180H103ZM124 181V182H125ZM134 181V180H133ZM173 181L175 182V183H173ZM211 181V182H210ZM220 181V180H219ZM24 182V181H23ZM37 182H38V180H37ZM63 182V181H62ZM67 182V183H68ZM128 182V181H127ZM131 182H132V180H131ZM137 182V181H136ZM197 182V183H196ZM214 182V183H213ZM9 183V182H8ZM19 183V182H18ZM44 183H46L45 181H44ZM43 183V184H44ZM57 183H59V182H57ZM56 183V184H57ZM70 183V182H69ZM72 183V182H71ZM90 183H92V182H90ZM97 183V182H96ZM99 183V182H98ZM101 183V182H100ZM103 183V182H102ZM105 184L106 183H108V181L107 182H104ZM118 183V182H117ZM135 183V182H134ZM143 183V185H144V183H145V181L144 182H142ZM150 183V182H149ZM152 183V184H153ZM154 183V184H155ZM173 185H172V184ZM199 183H200V181H199ZM250 183V184H249ZM14 184V183H13ZM17 184V183H16ZM16 184H14V186H16ZM39 184V186H40V188H38V186L36 185V186H34V187H37V189H34V191H35V193L37 192V191H39V192H41L42 194H45V195H43V196H47V193L49 192H47V189H49V188H46L45 186H46V184H45V186L43 187V186H41L40 185V183H38ZM55 184V183H54ZM63 184V183H62ZM64 184L66 185V183L64 182ZM74 184V183H73ZM110 184V183H109ZM115 183H113V185H114ZM126 184V183H125ZM128 184H130L129 182H128ZM133 184V183H132ZM137 184V183H136ZM150 185L149 187H151L152 186V188L153 187H155V185L153 186V185ZM164 184V185H163ZM1 185V184H0ZM6 185H7V183H6ZM6 185L4 186V187H6ZM9 185L11 186V183H9ZM8 185V186H9ZM22 184H20V186H21ZM80 185V184H79ZM84 185H86V183L84 182ZM95 185V184H94ZM107 185V184H106ZM105 185V186H106ZM124 185V184H123ZM135 185V184H134ZM138 185V184H137ZM145 185H147V183L145 184ZM145 185H144V187H145ZM157 185V184H156ZM175 185V186H174ZM195 185H196V187H195ZM206 185H209V186H206ZM261 185H263V186H261ZM7 186V187H8ZM27 186H29L28 184H27ZM48 186H51V184L50 185H48ZM53 186V185H52ZM55 186V185H54ZM53 186V187H54ZM67 186H68V184H67ZM76 186V185H75ZM78 186V185H77ZM109 186V185H108ZM115 186V185H114ZM125 186V185H124ZM139 186V185H138ZM170 186V189H172V191H173V189L175 188V189H179V188H182V187H185V189H184V191H183V188L182 189H180V191H176L175 189H174V191H173V193H171L170 195L168 194L169 193V191H168V187ZM173 186V188H171ZM194 186V187H193ZM216 186V187H215ZM2 188H3V185L1 186ZM6 187V188H7ZM110 187V186H109ZM119 187H120V185H119ZM122 187V186H121ZM127 186H125L124 188H126ZM144 187H142V188H144ZM147 187V186H146ZM165 187V188H164ZM166 187L168 188V189H166ZM262 187V188H261ZM9 188V187H8ZM12 188V187H11ZM32 188H33V186H32ZM46 188V189H45ZM56 188V187H55ZM59 188V187H58ZM74 188H76V187H74ZM88 188H90L91 189V186L89 185V187ZM113 188V187H112ZM128 188V187H127ZM129 188H130V186H129ZM138 188V187H137ZM140 188V187H139ZM156 188V187H155ZM154 188V189H155ZM162 188H164V189H162ZM194 188V189H193ZM199 190H198V189ZM215 188V189H214ZM218 188V189H217ZM15 189H16V187H15ZM29 189H30V187H29ZM40 189V190H39ZM81 189V188H80ZM101 189V188H100ZM117 189V188H116ZM120 189H122V188H120ZM119 189V190H120ZM144 189H147V188H144ZM149 189V188H148ZM147 189V190H148ZM190 189V192H194V190H195V193L193 194V192H192V194L194 195V197L193 196H187L188 194H186V191H188V190ZM196 189H197V191H196ZM202 189V191H200ZM205 189V190H204ZM263 189V190H262ZM11 190V189H10ZM9 190V191H10ZM24 190V189H23ZM31 190V189H30ZM44 190V192H42ZM50 190V189H49ZM63 190V189H62ZM78 190V189H77ZM93 190H95V189H93ZM105 190V189H104ZM103 190V191H104ZM109 190H111L110 188H109ZM132 190V189H131ZM131 190H130V192H131ZM136 190V189H135ZM137 190H139V189H137ZM152 190V189H151ZM192 190V191H191ZM5 192H6V190H4ZM8 191V192H9ZM13 190H11V192H12ZM58 191V190H57ZM68 191V190H67ZM74 191H75V189H74ZM83 191V190H82ZM91 191V190H90ZM106 191H108V189L106 190ZM105 191V193H106V196H107V193L108 192H106ZM117 191V190H116ZM122 191H124V190H122ZM122 191H120V192H122ZM128 191V190H127ZM144 192H145V190H143ZM149 192H150V189L148 190ZM171 191V192H172ZM175 191H176V193H175ZM200 191V192H199ZM15 192H17V191H15ZM19 192V191H18ZM17 192V193H18ZM29 192H32V193H34L32 190L31 191H29ZM39 192H37L36 194H38ZM47 192V193H46ZM77 192V191H76ZM166 192H168L167 193V195L166 196H164L165 194H166ZM177 192H178V194H177ZM184 192V194H186L185 196L184 195H182V197H181V194ZM199 192V194L202 192V193H205L204 194V196L202 195V193L199 195V196H203L202 198L200 197L199 198V196L196 194V193H198ZM1 193V192H0ZM7 193V192H6ZM10 193V192H9ZM21 193V192H20ZM24 193V192H23ZM22 193V194H23ZM59 193V192H58ZM68 193V192H67ZM127 193V192H126ZM126 193H124V194H126ZM135 193V192H134ZM133 193V194H134ZM156 192H153V194H155ZM179 193H180V195H179ZM4 194V193H3ZM12 194H13V192H12ZM12 194L10 195L11 197H12ZM25 194H26V191H25ZM40 194V193H39ZM53 194H55V193H53ZM57 194V193H56ZM64 194V193H63ZM66 194V193H65ZM77 194V193H76ZM89 194H90V192H89ZM128 194V193H127ZM160 194V195H161ZM6 195V194H5ZM16 195V194H15ZM14 195V196H15ZM24 195V194H23ZM33 195V194H32ZM32 195H30L31 197H32ZM68 195V194H67ZM111 195V194H110ZM113 195V194H112ZM119 195H120V193H119ZM156 195V194H155ZM155 195H153V196H155ZM172 195H175V196H172ZM198 196V197H196V196ZM13 196V198H15ZM37 196V195H36ZM40 196V195H39ZM38 196V197H39ZM42 196V197H43ZM54 196V195H53ZM56 196V195H55ZM60 196H62V195H60ZM73 196V195H72ZM97 196V195H96ZM126 196V195H125ZM128 196V195H127ZM132 196V195H131ZM136 196H137V194H136ZM138 196H139V194H138ZM146 196V198H147V195H145ZM153 196H151V194H149V197H152L153 198ZM177 196V197H176ZM181 197V199H179V200H181L180 202H182L179 206H176V208H175V205L173 204V203H175L176 204V200L174 201V199H170L171 197L173 198H175V199H177L178 197ZM16 197H19L18 195L16 196ZM21 197V196H20ZM23 197V196H22ZM28 197H29V194H28ZM35 197V196H34ZM45 197H43V198H45ZM48 197V196H47ZM47 197H46V201H47ZM57 197H58V195H57ZM69 197V196H68ZM179 197V198H180ZM192 197V198H191ZM199 200V201H197V199ZM5 198V197H4ZM25 198V197H24ZM37 198V197H36ZM43 198H41L40 197V199L39 200H41L42 201V204L44 203V199ZM63 198V197H62ZM66 198V197H65ZM102 198V197H101ZM100 198V199H101ZM121 198V197H120ZM182 198H184V199H182ZM191 198V199H190ZM222 198V197H221ZM22 199V198H21ZM54 199V198H53ZM98 199V198H97ZM112 199H114V196H113V198ZM111 199V200H112ZM118 199V198H117ZM127 199V198H126ZM131 200H134V199H132V198H130ZM170 199V200H169ZM194 199H196V200H194ZM215 199V200H214ZM0 200H1V198H0ZM3 200V199H2ZM17 200V199H16ZM37 200V199H36ZM36 200L34 201V202H36ZM38 200V201H39ZM44 200V201H43ZM49 200V199H48ZM54 200H56V199H54ZM71 200V199H70ZM74 200V199H73ZM73 200H72V202L71 203H73L74 204V202H73ZM77 200V199H76ZM84 200V199H83ZM99 200V199H98ZM116 200V199H115ZM136 200V199H135ZM142 200L144 201V200H149V199H141L140 200V197H139V199H138V201L140 202H142ZM154 200V199H153ZM157 200V199H156ZM157 200V201H158ZM173 200V201H172ZM185 202H184V201ZM203 202H202V201ZM214 200V201H213ZM18 201V200H17ZM23 201H26V199L25 200H23ZM41 201H40V203H41ZM57 201H60V200H57ZM63 200H61V202H62ZM75 201V200H74ZM82 200H80V202H81ZM101 201V200H100ZM99 201V202H100ZM113 201V200H112ZM122 201H124V200H122ZM121 201V202H122ZM126 201V200H125ZM150 201V200H149ZM192 201H190V203H193ZM206 201V202H205ZM224 201V202H223ZM11 202H12V200H11ZM33 202V203H34ZM49 202V201H48ZM65 202V201H64ZM64 202H63V205H64ZM75 202H77V201H75ZM98 202V203H99ZM118 202H120V201H118ZM117 202V203H118ZM127 203H129L128 201H126ZM125 202V203H126ZM185 204H184V203ZM205 202V203H204ZM223 202V203H222ZM7 203H9V202H7ZM6 203V204H7ZM16 203V202H15ZM20 203V202H19ZM30 203H31V201H30ZM29 203V204H30ZM46 203V202H45ZM44 203V204H45ZM51 203V202H50ZM111 203V202H110ZM134 203V202H133ZM201 203V204H200ZM2 203H1V201H0V232H1V234L0 235H2V237H3V240H5L6 239V241L8 240V241H10V243L12 244V245H14V246H16V255L14 254V255H12V258H11V256L9 255V258H8V256H4L5 258V260L2 258V260L6 263V264H14V263H16V262H20V260H22V259H25L24 261L26 262H28V264H29V261H35L36 263L35 264H43L44 263V261L46 260V263L48 262V260H49V262L48 263H53V258H55L56 259V261L54 262V264L56 263V264H98V262H100L101 260H103V257H101L100 255H96L95 254V252H94V254L97 256V260L96 261H94V260H92L91 258H95V257H93L94 256V254L92 253L91 254V258H90V255L89 256H87L86 255V257H82V253H84L83 251H82V253H80V254H82L81 255V258H82V260L81 259H79V255L77 254H75L74 253V251H71L72 249H73V246L75 247V245L74 244H76L77 242V239L79 238L78 236H75L76 234H78V233H76L75 234V232H74V227H76V229H77V226H75V225H78V223H75V225H73L72 223H73V220L75 219H73V217H72V221H70L71 219L69 218V217H67V216H69L68 214H70V213H68V212H70V209H69V201H68V211H67V213H65V212H63L60 208H55V209H59L58 211L57 210H55V211H57V213L59 214V212H62V214L60 215H58V214H56V212H55V214L57 215V216H61V218L60 217H58L59 218V220H57V222H59V224H60V228H58L59 227V225L57 224V223H55L54 222V224L56 225H58L56 228H53L55 231H59V233L61 234H65V235H63V237H66V238H64L66 241L63 243V241L61 242V244L63 243V244H71L72 243V245H65L66 246V248L68 249V248H71L72 247V249L70 250V249H68L67 251H66V248H65V246L63 245V247H62V245H61V247L62 248H64V249H58L57 248V251H56V249L54 248V246H52L51 248H50V246H51V242L53 241V245H54V236H52V241L50 240V238L48 239L47 237V239L48 240H50V241H47V239H45L46 240V246H48V243L50 242V246L49 247H47V248H49V250H47V248L45 249V250H47L48 252L47 253H49L48 255H50V257L52 256V260L51 259H47V258H49L48 257V255L46 254V253H41V254H43L44 256H41L40 255V253L37 251V245H38V248L40 247V249H41V245H44L45 243H43L41 240H43V239H38V240H33V238H35V237H33L32 235V232H30L29 230H31V229H29L28 227H30V228H32V229H34L35 230V228L34 227H37V226H39V225H41V228L42 227H45L46 225H47V223L48 222H46V223H44L45 221V218L46 217H48L50 214L48 213V216H45V218L43 219V214H42V216L40 215V216H38V212L36 213L35 211V214H33V212H32V210H30V211H26V210H23V213H22V211L20 210V213H22L21 215L22 216H20V214H19V216H18V214L16 215V217H17V219L19 218V217H21V218H19V219H22L23 218V220H20L19 222H21V223H23L22 225H20V227H23L22 229L21 228H19V225L18 226H16L15 224H13L14 226H12V222L10 221L11 219H12V216L14 215L15 216V214L17 213V211L19 212V210L16 208V210H15V214H11V215H9L8 214V216H11V217H7V215L4 213V211L2 210L3 208H2V205H1ZM5 204V203H4ZM12 204V203H11ZM20 204H22V203H20ZM35 204V203H34ZM37 204H39V203H37ZM53 204V203H52ZM52 204H50V205H52ZM66 204H67V202H66ZM73 204L71 205V207L73 206ZM77 204V203H76ZM80 204V203H79ZM87 204V203H86ZM89 204H90V202H89ZM122 204V203H121ZM142 204H143V202H142ZM158 204H161L160 202H158L157 203V205ZM173 204V205H172ZM194 204V203H193ZM215 204V206H217V207H212L213 205ZM217 204V205H216ZM48 205V206H47ZM49 204H47L46 203V205H43V207L44 206H47V208L48 209H50L49 207H51ZM61 205V204H60ZM78 205V204H77ZM82 205V204H81ZM88 205V204H87ZM87 205H85V206H87ZM99 205V204H98ZM102 206H103V204H101ZM100 205V206H101ZM151 205V204H150ZM171 205V206H170ZM177 205V204H176ZM200 205H202V206H200ZM205 205H207V206H205ZM218 205H219V207L220 208H218ZM14 206V205H13ZM19 206V205H18ZM25 205H20V207H22V208H24V209H26L25 207H24ZM31 206V205H30ZM29 206V209H31L32 207L33 208H36V207H34V206H32V207H30ZM54 206V205H53ZM52 206V208H54ZM79 206V205H78ZM97 206V205H96ZM100 206L98 207L97 206V208H100ZM109 206V205H108ZM112 206V205H111ZM110 206V207H111ZM121 206H123V204L121 205ZM127 206V205H126ZM137 206V205H136ZM153 205H151V206H149V207H152ZM156 206V205H155ZM154 206V207H155ZM182 206H184V207H182ZM222 206H226L227 208H228V211L226 212V213H232L233 215H230V217H229V219L227 218L228 216L227 215H225V213L221 210L222 208ZM5 207H7V206H5ZM38 207V206H37ZM41 207V206H40ZM55 207H57V206H55ZM62 207V206H61ZM64 207H66V205L65 206H63V208ZM67 207L66 208H62L63 210H65V209H67ZM74 207V206H73ZM72 207V208H73ZM84 207V206H83ZM87 207H89V206H87ZM95 207V206H94ZM112 207H114V206H112ZM119 207H120V205H119ZM128 207V206H127ZM134 207H135V205H134ZM134 207H133V210H134ZM142 207V206H141ZM146 207V206H145ZM153 207V208H154ZM160 206L158 205L156 208H159ZM162 207H163V205H162ZM197 207V208H198ZM215 208L214 210L213 209H210V208ZM21 208V209H22ZM51 208V212H53V210L54 209H52ZM75 208V207H74ZM73 208V209H74ZM96 207L94 208V209H97ZM104 208V207H103ZM102 208V209H103ZM116 208V207H115ZM138 208V207H137ZM155 208V210H158V209H156ZM179 209V211H176V209ZM182 208V209H181ZM184 208V209H183ZM196 208V209H197ZM216 208H218L217 210H216ZM256 208H257V210H256ZM8 209V208H7ZM40 209V208H39ZM46 209V208H45ZM48 209H46V210H48ZM82 209V208H81ZM84 209V208H83ZM87 209V208H86ZM86 209L84 210V213H85V217H84V219H82L83 218V216H82V220L84 221V220H88L87 222H86V225H89V223L91 222V221H93V220H91V219H93L94 218V214L93 215H91V216H93V217H91L90 216V214H88V215H86ZM91 209V208H90ZM101 209V210H102ZM149 209V208H148ZM162 209H164V208H162ZM162 209H160V210H162ZM166 209V208H165ZM165 209H164V212H163V210H162V212L163 213H165ZM177 209V210H178ZM187 211H188V209H190V207H189V204L187 205ZM34 210V209H33ZM46 210H45V213H46ZM80 210V209H79ZM93 210V209H92ZM110 210V209H109ZM115 210V209H114ZM141 210V209H140ZM155 210H153V211H155ZM159 210V211H160ZM181 210H184V211H182L181 212ZM212 210H213V214H214V216L212 215ZM216 210V211H215ZM37 211H39V210H37ZM41 211V210H40ZM50 211V210H49ZM71 211L73 212V210L71 209ZM102 211H104V210H102ZM111 211H112V209H111ZM120 211V210H119ZM136 211V210H135ZM148 211V210H147ZM146 211V212H147ZM159 211H158V214H159ZM193 211V212H192ZM220 211H222L221 213L222 214H220ZM43 212V211H42ZM78 211H74L73 213H77ZM80 212H81V210H80ZM99 212V211H98ZM97 212V213H98ZM139 212V211H138ZM142 212V211H141ZM145 212V211H144ZM157 212V211H156ZM196 214H195V213ZM219 212V213H218ZM84 213H81V215L82 214H84ZM95 213V212H94ZM96 213V214H97ZM108 213H109V211H108ZM135 213V212H134ZM175 214L176 216L178 215L179 216V214ZM186 213V212H185ZM185 213H183V215H184V218H186V217H188L189 216V214L190 213H187L188 215L186 216L185 215ZM203 213V214H202ZM215 213H217V214H215ZM52 214V213H51ZM80 214V213H79ZM98 214H100V213H98ZM104 214V213H103ZM112 214V213H111ZM120 214L122 215V213L120 212ZM130 213H128V215H129ZM162 214V213H161ZM54 215V214H53ZM72 215H74V214H72ZM128 215H126V216H128ZM146 215V214H145ZM156 216H157V213L155 214ZM164 215V214H163ZM162 215V216H163ZM173 215V214H172ZM192 215H190L191 216V218H190V216L188 217V220H190V221H194V216L192 217ZM220 215L222 216V217H224V215H225V218H227V220H226V222H229V223H231L230 225L231 226H235L236 227V231L237 232H233V230L232 231H230V229H229V231L230 232H233V234L235 233V235L237 234V237L235 236V235H233L232 236V234H230L229 236H230V238H227L228 237V234H226V233H228L229 231H228V229H225V230H227L226 232H225V230L223 231V229H224V226L222 227V224H221V219H220ZM39 217L41 220H43L42 221V223H44V225L43 224H40V222H41V220H40V222L38 221V223H39V225H38V223H36L35 221L36 220H39V218H37V217ZM52 216V215H51ZM51 216H49L48 217V219L46 218V220H50L52 217ZM56 216V217H57ZM104 216H105V214H104ZM109 216H110V213H109ZM123 216H125L124 214H123ZM130 217H131V215H129ZM143 216V215H142ZM152 216V215H151ZM159 216H160V214H159ZM169 215H167L166 217L167 218H165V217H163L165 220L167 219L169 222H165V223H168V224H170V221L171 222H173L174 221V223H177L176 224V226L177 225H179L178 224V222L180 223L181 221V223H182V225H184L185 224V226L183 227V226H181V223H180V225H179V227L177 226V229H179L180 227H183V228H185L186 229V231L188 230V232L191 230H193V227H192V223H193V221H192V223L191 224H188V225H191V227H192V229H190V228H188L187 229V225H186V223H185V221L188 223V221H187V218L186 219H184V220H182L181 218H183V217H181V216H179V217H177L178 218V220H176V218L174 217V216H172V217H168ZM170 216H171V214H170ZM219 216V217H218ZM234 216H235V218H234ZM76 217V216H75ZM97 217V216H96ZM96 217L94 218L95 220H96ZM98 217H100V216H98ZM97 217V218H98ZM116 217V216H115ZM153 217H154V213H153ZM158 217V216H157ZM161 217V216H160ZM206 217V216H205ZM10 220H9V219ZM37 218V219H36ZM55 218V217H54ZM136 219H137V217H135ZM134 218V219H135ZM162 218V217H161ZM162 218V220H164ZM170 218V219H169ZM171 218L173 219V220H171ZM175 218V219H174ZM180 218V219H179ZM190 218V219H189ZM193 218V219H192ZM14 219V218H13ZM56 219V218H55ZM54 219V220H55ZM70 219V220H69ZM77 219V218H76ZM105 219V218H104ZM111 219V218H110ZM133 219V220H134ZM202 219V220H201ZM91 220V221H90ZM107 220V219H106ZM106 220L104 221V223L106 222ZM116 220H119L118 218L116 219ZM132 220V219H131ZM155 220V219H154ZM154 220H152L153 221V223H154ZM166 220V221H167ZM181 220V221H180ZM205 220H207V217H206V219ZM18 221V220H17ZM56 221V220H55ZM80 221V220H79ZM109 221V220H108ZM113 221V220H112ZM126 221V220H125ZM129 221V220H128ZM137 221H138V219H137ZM190 221H189V223H190ZM209 221V220H208ZM207 221V222H208ZM18 222V223H19ZM53 223V220L51 219L50 221H49V223ZM81 222V221H80ZM94 222V221H93ZM114 222V221H113ZM139 222V221H138ZM157 222H159V221H157ZM196 222V221H195ZM233 222V223H232ZM15 223V222H14ZM20 223V224H21ZM35 223V224H34ZM49 223H48V225H49ZM51 223V224H52ZM96 223H97V220H96ZM95 223V224H96ZM109 223V222H108ZM107 222H106V224H108ZM118 223H119V221H118ZM125 223V222H124ZM135 223V222H134ZM148 223H150V222H148ZM152 223V224H153ZM173 223V225L175 226V224ZM37 224V225H36ZM50 224V225H51ZM81 224H82V222L80 223V225L79 226H81ZM85 224V223H84ZM91 224H92V222H91ZM99 224V223H98ZM110 224L113 226H115V224H113V223H111V221H110ZM110 224H108V225H110ZM123 224V223H122ZM129 224V223H128ZM138 224V223H137ZM136 224V225H137ZM158 224V223H157ZM167 224V225H168ZM199 224V223H198ZM232 224H235V225H232ZM33 225V226H32ZM36 225V226H35ZM103 225V224H102ZM111 225H110V229H111ZM119 225V224H118ZM126 225V224H125ZM138 225H140V224H138ZM149 225V224H148ZM162 225V224H161ZM164 225V224H163ZM166 225V226H167ZM173 225L171 226V225H168V227H173ZM16 226V227H15ZM54 226V225H53ZM90 226V225H89ZM89 226H87V227H89ZM94 226V225H93ZM96 226V225H95ZM100 226V225H99ZM113 226V228H115ZM134 226V224L132 225V227ZM175 226V227H176ZM196 226V224L194 225V227ZM199 226V225H198ZM49 227V226H48ZM82 227H84L83 225H82ZM102 227V226H101ZM106 227V225L104 226V228ZM135 227H137V226H135ZM141 227V226H140ZM144 227V226H143ZM160 226L158 225V228H159ZM165 227V226H164ZM167 227V228H168ZM174 227V228H175ZM39 228H40V226L38 227V231H40L39 230ZM40 228V229H41ZM52 228V227H51ZM81 228V227H80ZM98 228H100V227H98ZM98 228H96V229H98ZM103 228V229H104ZM108 228V227H107ZM128 228H130V226L128 227ZM150 228V227H149ZM152 228V227H151ZM151 228L149 229V230H151ZM155 228V227H154ZM183 228H180V229H183ZM196 228V227H195ZM198 228V227H197ZM223 228V229H222ZM226 228V227H225ZM52 229V230H53ZM75 229V230H76ZM85 230V228H82V230ZM103 229H101L100 231H103ZM109 229V228H108ZM109 229V230H110ZM119 229V228H118ZM134 230H135V228H133ZM132 229V230H133ZM162 229H164V228H162ZM176 229V228H175ZM174 229V230H175ZM176 229V230H177ZM179 229V230H180ZM184 229V230H185ZM42 230V229H41ZM48 230V229H47ZM51 230V231H52ZM88 230V229H87ZM89 230H91V229H89ZM88 230V231H89ZM93 230V229H92ZM99 230V229H98ZM98 230H95V231H98ZM128 230V229H127ZM136 230H138V229H136ZM156 230H157V228H156ZM198 230H199V228H198ZM45 231V230H44ZM54 231V232H55ZM80 231H81V229H80ZM99 231V232H100ZM104 231H106L105 229H104ZM108 231V230H107ZM113 230L111 229V232H112ZM114 231H116V229L114 230ZM113 231V232H114ZM120 231H122L121 229H120ZM145 231V230H144ZM170 231V230H169ZM178 231V230H177ZM181 231V230H180ZM186 231H184V232H186ZM50 232V231H49ZM53 232V231H52ZM74 232V233H73ZM84 232V231H83ZM85 232H87V231H85ZM98 232V233H99ZM112 232V233H113ZM117 232V231H116ZM129 232H130V230H129ZM136 232H140V230L139 231H135L134 233L136 234ZM146 232V231H145ZM145 232H144V235L143 236H145L146 234H147V232H146V234H145ZM149 232V231H148ZM172 232V231H171ZM179 232V231H178ZM37 233V232H36ZM43 233V232H42ZM56 233V232H55ZM53 234V235H55V238L59 235V233H56V234ZM71 233L72 234H74V235H71ZM80 233V232H79ZM88 233V232H87ZM93 233V232H92ZM101 233V232H100ZM104 233V232H103ZM110 233V232H109ZM108 233V234H109ZM111 233V234H112ZM117 233H119V232H117ZM117 233H113L112 234V236L115 234V236H114V238H116L118 235H117ZM122 233H123V231H122ZM130 233H132L133 234V232H130ZM142 233L143 232H141V236H142ZM150 233V232H149ZM153 233V232H152ZM151 233V234H152ZM168 233H170V232H168ZM176 233V232H175ZM192 233V232H191ZM191 233H187V234H189L188 236L186 235V237H185V239H187L189 236H190V234ZM199 233H200V235H199ZM239 233V234H238ZM58 234V235H57ZM62 234H61V236H62ZM66 234H67V236H66ZM85 234V233H84ZM90 234V233H89ZM106 234V233H105ZM126 234V230H125V232H124V235ZM154 234V233H153ZM157 234V233H156ZM167 234V233H166ZM179 234V233H178ZM178 234H176V235H178ZM184 234H186V233H184ZM193 234V233H192ZM36 235H38V234H36ZM47 235V234H46ZM51 235V234H50ZM82 235V234H81ZM80 235V236H81ZM96 235V234H95ZM102 235V234H101ZM158 235H159V233H158ZM161 235V234H160ZM171 235V234H170ZM169 235V236H170ZM176 235H172L173 237H175ZM227 237H226V236ZM42 236H45V234L44 235H42ZM60 236V237H61ZM70 236L71 237H73L74 238V236H75V238L76 237H78V238H72V239H70ZM104 236H106L107 237V235H104ZM104 236H102V237H104ZM112 236H111V239L110 240H112ZM127 236V235H126ZM128 236H129V233H128ZM133 236V235H132ZM135 236V235H134ZM136 236H138V235H136ZM135 236V237H136ZM147 236V235H146ZM156 236V235H155ZM167 236V235H166ZM181 236V235H180ZM185 236V235H184ZM193 236V235H192ZM196 236V235H195ZM41 237V236H40ZM49 237H51V236H49ZM59 237V236H58ZM57 237V238H58ZM59 237V238H60ZM87 237V236H86ZM109 237V236H108ZM107 237V238H108ZM119 237H121L120 235H119ZM148 237H151V235L149 236V234H148V236L145 238V239H147ZM154 237V236H153ZM158 237V236H157ZM161 236H159V238H160ZM164 237V236H163ZM172 237V238H173ZM177 237H179V235L177 236ZM182 237V236H181ZM181 237H179V239H178V241L180 242V238ZM194 237V236H193ZM193 237H191L192 239H193ZM59 238L57 239V240H59ZM69 238V239H68ZM90 238V237H89ZM105 238V237H104ZM103 238V239H104ZM107 238H105V239H107ZM114 238H113V240H114ZM118 238V237H117ZM154 238H156V237H154ZM158 238V239H159ZM171 237H169L168 239H170V241H171V239H172ZM191 238H190V240H191ZM206 237L205 238H202L203 240H205V239H207ZM212 238H213V240H214V243L213 242H211L212 241ZM222 238V239H221ZM231 238H235L234 240L232 239L231 240ZM0 239H2V238H0ZM63 239V240H64ZM104 239V240H105ZM122 239H124V238H122ZM122 239H119V240H121V241H123ZM128 239V238H127ZM141 239V241H142V237L140 238ZM150 239V238H149ZM182 239H183V237H182ZM2 240V241H3ZM40 240V241H39ZM61 240H62V238H61ZM60 240V241H61ZM70 240H72V242L70 241ZM76 240V241H75ZM94 240V239H93ZM97 240H101V239H98L97 238ZM112 240V241H113ZM119 240H117L116 242H119ZM132 240H134V238L132 239ZM148 240V239H147ZM151 241H153V244H154V240L152 239V237H151V239H150ZM159 240H162V239H159ZM172 240H174V239H172ZM175 240H177V238L175 239ZM189 240V238L187 239V241ZM193 240H196V238H194ZM193 240L192 241H188V242H190L191 243V246L193 245L192 244V242H193ZM208 240H206V241H208ZM222 240H226L225 242L223 241V242H221ZM1 241V240H0ZM6 241H4V242H6ZM39 241V242H38ZM60 241H58V243L60 242ZM73 241H75V242H73ZM87 241V240H86ZM92 241V240H91ZM135 241V240H134ZM145 242H146V240H144ZM143 241V242H144ZM168 241V240H167ZM186 241V242H187ZM197 241V240H196ZM200 241H201V239H200ZM232 241H234V243H232ZM242 241L240 242V243H242ZM36 242H37V244H36ZM80 242H81V240H80ZM95 242H98V241H96L95 240ZM100 242H102V241H100ZM100 242H98V243H100ZM130 242H131V238H130ZM148 242V241H147ZM158 242V241H157ZM165 242H166V240H165ZM175 242V241H174ZM177 242V241H176ZM175 242V244H178V242L176 243ZM183 242H184V240H183ZM183 242H181L180 243V245L181 244H183ZM187 242V243H188ZM199 242V241H198ZM204 241H202V243H203ZM9 243V244H10ZM91 243V242H90ZM128 243V242H127ZM132 243V242H131ZM130 243V244H131ZM150 243V242H149ZM152 243V242H151ZM171 243V242H170ZM190 243L188 244V245H190ZM205 243V245L204 246H207L206 244V242H204ZM203 243V244H204ZM213 243V244H212ZM230 243H226V244H230ZM239 242H238V244H240ZM11 244H10V246H11ZM57 244V243H56ZM55 244V245H56ZM93 244H95V243H93ZM97 244V243H96ZM124 244V243H123ZM126 244V243H125ZM129 244V243H128ZM133 244V243H132ZM136 244V243H135ZM141 244V243H140ZM148 244V243H147ZM159 244V243H158ZM171 244H173V243H171ZM199 244V243H198ZM201 244V243H200ZM208 244V245H209ZM237 244V245H238ZM58 245V244H57ZM86 245V244H85ZM99 245H101V243L100 244H97V248H98V246ZM118 246H119V244H117ZM152 245V244H151ZM160 245H161V243H160ZM179 245V246H180ZM184 245H185V243H184ZM188 245H187V247H188ZM195 245V244H194ZM237 245H235L236 246V248H235V246H233L232 248H234V250H232L233 251V256L232 257H234V261L232 260V257L229 255L228 256V258L226 257V255H228V254H224L223 252H221L220 253V255L223 253V255H225V256H223L226 260H223L221 257H220V255H216V252H214V254L216 255V257H220L221 259L219 260V263H221V264H229V263H231L232 261L234 262V263H236V261L235 260H238V258H236V256L238 255L239 256V254H236V255H234L235 254V252H237V253H240L241 251L239 250V248L237 247ZM241 245V244H240ZM243 245H241V246H243ZM6 246H7V244H6ZM9 246V247H10ZM45 245L43 246V247H46ZM82 246V245H81ZM83 246H84V244H83ZM89 246H90V244L88 245V248H89ZM93 246V245H92ZM102 246H104V245H102ZM108 246V245H107ZM113 246H114V244H113ZM139 246V245H138ZM141 246V245H140ZM143 246V245H142ZM159 246V245H158ZM196 246V245H195ZM201 246V245H200ZM200 246H199V249H201L200 248ZM204 246H203V248H204ZM5 247V246H4ZM42 247V248H43ZM85 247V246H84ZM84 247H82L83 249H84ZM86 247H87V245H86ZM85 247V248H86ZM91 247V246H90ZM95 247H96V245H95ZM104 247H106V246H104ZM122 248V246H121V244H120V246H119V248H117V246H116V248H117V250H119V249H121ZM146 247V246H145ZM152 247H154V245L152 246ZM162 247H164V246H161V247H158L159 249L160 248H162ZM172 247H174V246H172ZM171 247V248H172ZM181 247V246H180ZM193 247V246H192ZM192 247H189V248H192ZM224 247V248H223ZM222 248L223 249H225V251H226V246H223ZM15 248V247H14ZM77 248V247H76ZM110 248V247H109ZM115 248V247H114ZM115 248V249H116ZM136 248V247H135ZM134 248V249H135ZM146 248H148V246L146 247ZM169 248V247H168ZM185 248V247H184ZM196 248V247H195ZM197 248H198V246H197ZM221 248V249H222ZM231 248V249H232ZM238 248V250H236L235 251V249H237ZM241 248V247H240ZM243 248V247H242ZM78 249V248H77ZM91 249H93V248H91ZM91 249H89V250H91ZM95 249V248H94ZM124 250H125V245H124V248H123ZM130 249V248H129ZM162 249H166V247H164V248H162ZM193 249V248H192ZM209 249H210V247H209ZM214 249V248H213ZM217 249V248H216ZM220 249V248H219ZM218 249V251L220 252V251H222L221 249L219 250ZM61 250H63V251H61ZM72 252H70V251ZM79 250V249H78ZM88 250V249H87ZM111 250V249H110ZM138 250H142V248L141 249H138ZM211 250H212V248L210 249V252H211ZM215 250V249H214ZM228 250V249H227ZM4 251V250H3ZM12 251V250H11ZM70 253H69V252ZM101 251V250H100ZM100 251H99V253H100ZM121 251V250H120ZM119 251V252H120ZM123 251V250H122ZM126 251V250H125ZM124 251V252H125ZM133 251V250H132ZM174 251V250H173ZM232 251H230V249L228 250V252H229V254H230V252L232 253ZM240 251V252H239ZM89 252V251H88ZM137 252V251H136ZM135 252V253H136ZM176 252H178V251H176ZM186 252V251H185ZM12 253V252H11ZM79 253V252H78ZM101 253H102V251H101ZM138 253L140 254V252L138 251ZM143 253H145L143 250H142V255H143ZM164 253V252H163ZM180 253V252H179ZM184 253V252H183ZM193 253V252H192ZM195 253H197V252H195ZM242 253V252H241ZM2 254V253H1ZM7 254H9V253H7ZM13 254V253H12ZM46 254V255H45ZM87 254V253H86ZM112 253H110V255H111ZM116 254H117V252H116ZM119 254V253H118ZM122 254V253H121ZM166 254H167V252H166ZM172 254V253H171ZM186 254H190V253H188V252H186ZM217 254H219V253H217ZM243 254L244 253H242V254H240L241 256H240V260L241 259H243V258H245V257H242L243 256ZM84 255H85V253H84ZM114 255V254H113ZM127 255V254H126ZM145 255V254H144ZM162 255V254H161ZM170 255V254H169ZM168 254H167V257L169 256ZM199 255V254H198ZM1 256V255H0ZM54 256V257H53ZM98 256L100 257V259L101 260H99V258H98ZM115 256V255H114ZM164 256V255H163ZM162 256V257H163ZM166 256V255H165ZM171 256V255H170ZM175 256H177V254L175 253ZM186 255H184V257H185ZM188 256V255H187ZM206 256V255H205ZM87 257H89V259H90V261L91 262H89V260H88V258ZM118 258H119V256H117ZM117 257H116V261H119V260H117ZM123 258H126V257H124V255L122 256ZM136 257V256H135ZM231 257V258H230ZM242 257V258H241ZM11 258V259H10ZM41 258H43V260H40ZM84 258V259H83ZM86 258V259H85ZM112 258V257H111ZM114 258V257H113ZM141 259H142V257H140ZM164 258V257H163ZM169 258V257H168ZM170 258H173V257H170ZM176 259H177V257H175ZM186 258V257H185ZM190 257L188 256L187 257V259L186 260H188ZM196 258H197V256H196ZM199 258V257H198ZM201 258V257H200ZM208 258H209V256H208ZM207 258V259H208ZM229 258H230V260H229ZM236 258V259H235ZM245 258V259H246ZM250 258V257H249ZM6 259H7V261H6ZM39 259V260H38ZM45 259V260H44ZM106 259V258H105ZM127 259H129V257H127ZM133 259V258H132ZM174 259V258H173ZM180 259V258H179ZM191 259V258H190ZM85 260V261H84ZM111 260V259H110ZM113 260V259H112ZM124 260V259H123ZM170 260V259H169ZM185 259L184 260H182V261H186ZM201 260H203V259H200L199 261H201ZM217 260V259H216ZM229 260V261H228ZM248 260V259H247ZM2 261V262H3ZM39 261V262H38ZM52 261V262H51ZM107 261V260H106ZM114 261V260H113ZM126 262H127V260H125ZM130 261V260H129ZM138 261V260H137ZM143 261V260H142ZM141 261V262H142ZM162 261H163V259H162ZM172 261V260H171ZM179 261V260H178ZM204 261V260H203ZM207 261V260H206ZM218 261V260H217ZM1 262V263H2ZM3 262V263H4ZM22 262V261H21ZM24 262V263H25ZM26 262V263H27ZM33 262H32V264H33ZM38 262V263H37ZM105 261H103V263H101L100 262V264H105V263H107V262H105ZM164 262V261H163ZM173 262V261H172ZM175 262V261H174ZM173 262V264H175ZM180 263H181V261H179ZM179 262L177 263V264H179ZM187 262V261H186ZM185 262V263H186ZM188 262H189V260H188ZM193 262V261H192ZM208 262H210V261H207V263H204V264H209ZM232 262V263H233ZM248 262V263H249ZM2 263V264H3ZM114 262H112V264H113ZM116 263V262H115ZM114 263V264H115ZM190 264H192L191 263V260H190V262H189ZM201 263V262H200ZM200 263H198L197 262V264H200ZM233 263V264H234ZM244 263V262H243ZM18 264V263H17ZM45 264V263H44ZM108 264H110L109 262H108ZM119 264H121V263H119ZM132 264V263H131ZM183 264V263H182ZM196 264V263H195ZM237 264V263H236ZM238 264H241V263H238Z\"/></svg>","mask_w":264,"mask_h":264},{"label":"rangeland","instance_id":"rangeland-1","mask_svg":"<svg viewBox=\"0 0 264 264\" xmlns=\"http://www.w3.org/2000/svg\"><path fill=\"white\" fill-rule=\"evenodd\" d=\"M255 4H256V3H255ZM153 6H154V5H153ZM155 8H157V7L155 6ZM27 10H28V9H27ZM29 10H30V9H29ZM156 10H157V9H156ZM158 10H159V9H158ZM25 11H26V10H25ZM3 12H4V11H3ZM27 12H29V11H26V12L22 11V14H23V15L25 14V16H27V17H26L27 20H25V24H27L28 26L31 25V27H32V26H35V25H36V20L34 19V23H33V22H29L30 20L32 21V18H33V17L28 16V15L32 14L31 12H30V13H27ZM26 13H27L28 15H27ZM165 13H167V12H165ZM1 14H2V13H1ZM1 14H0V15H1ZM7 14H8V13H7ZM22 14H21V16H22ZM22 17H23V16H22ZM29 17H30V18H29ZM26 18H24V19H26ZM28 18H29V19H28ZM36 18H37V17H36ZM28 20H29V21H28ZM0 21H2V20H0ZM23 21H24V20H23ZM26 21H27L28 23H26ZM2 22H4V21H2ZM2 22H0V24H1ZM29 24H30V25H29ZM33 24H34V25H33ZM35 27H36V26H35ZM171 27H172V25H171ZM9 28H10V27H9ZM8 30H9V29H8ZM76 30H77V29H75V31L72 30L73 32H70V31H69V32H66V33H67L68 35H69V33H70V36H71L72 33H73L72 35H74V34H75V35H79V34H78V33H79L78 31L81 32V30H78V31H76ZM2 33H3V36L1 35ZM5 34H7L6 36L9 35V34L6 32V30H5ZM5 34H4V31H1V32H0V36L4 37V38L1 37L2 42L0 43V45H1V46H0V49L2 50V52H3V51H4V52L1 53V50H0V53H1V54H0V57H1V58H4V57H7V56H10L9 59H12V58H13V59L11 60V62H12V61H14V60L17 58V56L19 55L20 44L18 45V43H16V41H13L12 39H11V41H9V39L12 38V36L9 35L8 37H6ZM81 36H82V35H81ZM76 37H77V36H76ZM76 37H75V38H74V37L72 38V39L75 40V41H73V43H74V45H75L76 47H75L74 45H73L72 47L75 48L74 50H75L76 54H77V52H78L77 55L75 54V55H76L75 59L78 58V60H79V62H77V63H81V67L84 68V69H82V73L84 72V73H85L84 75H85L86 77L83 75V76H84V77H83V80H86V79H87V80L84 82V85H85V86H86V84H87V88H86V90H84V94H85V91H86V93L88 92L87 95L90 93V94H89L90 96H87L86 94H85V95H86V97H87L86 99L89 100V104H90L91 106H95V105H98V104H99V106H97V108H96L97 111L102 112V111L105 110L104 112L106 113V117H103L104 114H105V113H103V112H102V114H101V113L99 114V119H98V121H99L101 124H103V126H101V124L98 126L99 129L101 128L99 132L102 131V132H103L102 135L104 136V135L106 134V136H108V137H109L112 133H114V134H112L111 137H109L110 140L108 139V142H106L107 140H106V141L104 140V141H105L104 145H105L106 149H103V151H104V154H103V155H102L103 152L100 153L101 155H100V154H97L98 152L95 153V152H94V148L91 147L92 144H91V145H88V144H90V142H93V141H94L93 138L96 139L97 136L100 135V133H97L98 131H96V130H97V129H96L95 131H93L94 133H93V132H92V133L90 132L89 137H88V135H87L86 138H85V135H86V134H84V133L82 134V131L79 130V128L81 127V123H80V122L78 123V122H76V121L74 122V118L72 119V117L69 116V112H70V111L68 112V110H66V109H70L69 106H70V104H72V103L69 101V99L71 98V94H72V97H74L73 94H74L75 90H72V89H74V88L76 89V86H77V84H78V86H79V83H77V84L74 86V88H72V86L75 84L76 80L78 81V80L82 79V77H81V75H80V74H81V72H80L81 70H79V72H78V70H77V72H76L77 74H76V73H75L76 70H75L74 68H69V67H70V64H69V62H67V61H69V59H67L66 56L64 57V55H62V54H61V56H60V53H62V52H64V51L62 50L63 48L61 49L59 45L57 46L58 43L56 44L57 47H55V49H54V48H51V45H52L51 42H52V41L49 42V40H46V41H48V43L46 42V43L43 45V46H45V47L42 46V44H43L42 41H40V44H39V42H38L37 47H36L35 49L38 51V49H39L38 47H41V48L43 47L44 50L42 49V50H41V53L38 51L39 54H40V56L37 54L38 52H36V51H35V52H36L35 54H36V57L39 56V58H38L37 60L40 62V64H43L44 66H43V65H40V64L38 63V65H37V64L35 65V66H37V69H35L36 67H34V66H33L34 68H33V67H30V68H33V69H31L30 71H27V74H28V75H27L26 73H25V74H26V76H29V78H30V74H31V76L33 75V77H31L32 79H33L34 77H36V79H35V78L33 79V80L35 81V85H36V80H37V85L39 84L41 87H42V85H41L40 83L43 81L42 79H46V78H48V79L44 80V82H42V84H46V85L43 86V87H44V90H43L42 88H40V91H39V94H40V92H42L41 95H42L43 97L41 96V98H44V99L46 98V99H47V100H44V99H43L44 101H48V99H50V100L47 102V103L49 104V105H47L48 107L45 106V107H46V108H45V109H46V110H45V111H46V114H47L48 117L52 116L53 118L50 117V120L52 119V121H53V120H55V119L57 118L56 116H57L58 113H59V115H58V119H56V122L58 121L59 123L57 122V123H58V126H57V127L55 126V127L58 128V129L60 128L61 130L64 129L63 127H65V130H63L64 133H63V131H62L63 134L60 135V138H61V139H62V138L64 139V138L67 136L66 139H64V140H65V141L67 140V142H69V144L71 143V144H70L71 146H72L73 143H74V147H71V146H70L71 148L69 149V150H70L69 153H71V152L74 153V152H75L74 154H76V155L73 154V156H75V158L78 157L79 159H75V158L73 157L75 160L70 161V164L67 163V164H68V165H67V164L65 163L66 165H62V166L60 167V169H61V174H60V170H59L58 173H55V174H53V175L51 174V177L47 176V175H48V174H47V173H48V170H49L50 168H52V167H50V164L48 163L47 158H44V157H46L45 155H44V156L42 155L41 157L39 156V158H38L39 161H40V158H41V160L46 159V161L44 160L45 162H44V161H40V164H41V165H42V163L44 164V165H42L43 167H42L41 170H40L41 165H40V164H39V166L37 165V164H38L37 162H39V161L36 162L37 164H34V163H35V162H34L35 160H34V161L32 160V162H34L33 165H34L35 167L33 168V166H32V168L30 169L32 172L29 170L30 172L27 171V172L23 173V175H22L23 177H22L20 174H19V176L17 175V176H11V177H10V176H5V175H3V176H5V177H2V174H1V175H0V179H1V180H0V184H1V185H0V192H1V193H0V198H1L0 201H1V203H2V204H1V205H2V208H3L2 210H3L4 213L7 215V217H11V216H12L11 214H15L14 212H15L16 208L19 210V212L16 210L17 213L15 214V216H14V215L12 216V219H11V220L8 218V219L12 222V226H14L13 224H15L16 226L19 225V228H21V229L23 228V227H20V225H22L23 223L19 222L20 220H23V218H22V219H19V218H21V217H19V218L17 219V217H16L17 214H18V216H19V214H20V216H22L21 214L23 213V210H26V211H27V210H28V211L32 210L33 214H35V212H36V213L38 212V213H37L38 216H40V215L42 216V214H43V216H44L45 214H46L45 216H48V213L50 214L49 216L52 215V216H51V217H52L51 219L53 220V223L51 222L52 224L49 223V221H50L51 219H50V220H46V218L48 219L49 216L46 217V218H45V216H44V217L42 216L43 219L45 218V220H44L45 222H44V223H46V222L49 223V225H48V223H47V225H46L45 227H42V228H41V225H39V223H38V221L40 222V220H41L42 218L40 219L39 217L36 216L37 218H39V220H36L35 222L38 223V225L40 226V228H41L42 230L39 228L40 231H38V227H39V226L34 227L35 230L32 229V228H30V227H28L29 229H31V230H29L30 232L33 231V232H32V234H33L32 236L35 237V238H33V240H34V239H35V240L43 239V240H41V241H42L43 243H45V242H46L45 239H47V238L49 239V238H50V240L52 241V239L54 238V241H55V242H54V245L52 244L53 241L51 242V246H50V242L48 243V246H46V243H47V242L44 244L46 247H43L44 245H41V249H40V247L38 248V245H37V251H38L39 253H40V252H41V253L44 252V253H46V254L48 255L49 253H47V252H48L47 250H49V248H47V247H49V246H50V248H51L52 246H54V248H55L56 251H57V248H58V249H59V248L61 249V248L63 247V245H64V246H65V245H67V246L69 245V244H66V243L63 244V243L66 241V240L64 239V238H66V237H63V235H65V234H62V233H61V234H62V236H61V234L59 233V231H55L56 229L54 230L53 228H56L58 225H59L58 228H60V224H59L60 221L57 222V220H59L58 217L61 218V216H57V215H56V214H58L57 211H58L59 209L57 210V209H55V208H60V209H61L63 212H65V213H67V211L71 208V209L73 210V212H74V211H75V212L78 211V212H77V213H73V212L71 211V209H70V212H68V213H70V214H68L69 216H67V217H69V218L71 219V220L69 219L70 221H72V220L75 218V219L73 220V223H72L73 225H75V223H78V225H75V226H77V229H76V227H74V232L76 231L75 234L78 233V234H76L75 236H78L79 238L76 237V238H78L77 241L75 240L77 243H76L75 241H73V242L76 243V244H74L75 247L73 246V249H72V247H71V248H68V249H70V250L72 249L71 251H74V250H75L74 253H75L76 255L78 254V255H79V259H81V260H82V258H81V255H82V254H83L82 257H83V256L86 257V255H87V256L90 255V258H91V254H92V253L94 254V252H95L96 255H100V254H101L100 256L103 257V260H101L99 256H98V258H99V260H101V261H100L101 263H103V261L107 262V263L104 262L105 264H108V262H109L110 264H112V262H114V263L116 262L115 264H119V263H121V264H131V263H132V264H173L174 261H175V262H174L175 264H177L179 261H181V263L179 262V264H182V263H183V264H190V263H189L190 260H191V263H192V264H195V263L197 264V262H198V263L201 262L200 264H204V263H207V261H210V262H208L209 264H221V263H219V260H220L223 256H225L226 254H228V255H226L227 258H228L229 255L232 257V256H233V251H232V250H234V248H232V247L235 246V245H237L238 242L240 243L242 240H241V241H238L237 244H235L237 240H236L235 238H231V240H232V239H233V240L235 239L236 241L234 240L235 243H234V241H232V243H234V245H233L232 247H230V248H229V246H231L232 244L230 243V241L228 242V241L225 240L226 243H230L229 245L226 244V243H222L223 246H226V251H225V249H223V248H224L223 246H222V247H223V248H222L221 246H218L216 243H215V245H214V244H213V243H214L213 238H212V241H211V242H213V243H212L213 245L210 246V244H209V243H210L209 241L211 240V238H207V234H208V233L204 230V228L206 229V227L208 226V224H207V226L204 224V221H206L205 223H209V222H211V223H209V224H213V223H214V222L212 221V219H211V213L208 212L209 207H210L211 204H212V202H211V204H210V203H209L210 201H208L209 199L206 198L207 195H208L209 193H207V195H205V199H206V201L208 202V208H207V207H206V208L204 207V210L206 209L205 215L202 213L205 219H206V217H207V220H205V219L202 220V219H201L202 221H198V222H197V220H200L201 213H200V216H199V215L197 216V214H196L195 212H194V213H195L196 215H194V214L192 215V213H191V208H192V210H193V209H194V208H193V205L196 206L197 203H196V201H195V202L192 201V199H193L192 197H191L192 199L190 198L191 200H189V198H187V202H186L187 204L185 205L186 207L182 206V207L185 208V209L183 208L185 211H184V210H181V212H182V211H184L183 213L186 212V213H185L186 216L188 215L187 213H190L189 216H190V215H192V217L194 216V221L192 220L193 223H192V221L188 220V217H189V216L186 217L188 223L185 221V223H186V225H187V229L191 227V225H188V224H191V223H192L193 230H192V231L190 230L189 232H188V230L186 231V229L183 228V227L185 226V224L182 225V223H181L182 221L180 220V221H181V222H180V223H181V226H183V227H180V228H183V229H180V228H179V229L181 230V231H180L179 229H177V226L179 227V225H180L179 222H178L179 225H177V226H176L177 223H174V221H173V222L170 221V224H168V223H165V222H169V221H168L167 219H166V220H167V221H166L163 217L167 218V217H166L167 215H169L168 217H172V216H174V217L176 218V220H178L177 217H179V216L183 217V218H181L182 220H184V219H186V218H184L183 213H181L182 215H180V214L177 213V212L172 213L173 211H175L174 209L172 210V207H174V206H172V207L170 208V207L167 206V205L170 204V201H171L170 199H174V201L176 200L175 202H176L177 205H176L175 203H173V204L175 205V208H176V206H179V205L182 203V202H180L181 200H179V199H181L182 195L185 196L186 194H188L187 196L190 195V196H193V197H194L193 194L195 193V190H194V192L191 190V191L193 192V194H192V192H190V189H189V190L187 189L188 191H186V194H184V192H183V193L181 194V197L179 196L180 198L178 197L177 199H175L177 196H176L175 198H174V197H173V198L171 197V198L169 199L170 201H167L166 199L169 198V197L171 196L170 194L173 193V191H174V189H175V188H174L173 191H172V189H170V186H169V187L167 186L169 189H168L167 187H166V189H168V191H169V190H170V191H169V193L166 192V194H165L164 196H166L167 193H168L170 196L167 197V198H165V197H164V198H165V201L169 202V204L163 202V201H164V198H163V201H161L162 198H161L160 201H159L158 198H156V196H158V194H159V198L162 197V194H161V193L164 194V192H165V189H164V188H165V187L162 188V189H164V192H162V190H161V193H160V192L157 193V192H158V188L161 189V188H160V186H161L160 184H161V183L158 184V183H155V182H154V183H155V184H154V183L152 182V181H155V179H157V178H156L155 176H153L151 173H153V174H157V168H156V171H155L156 173H154L153 171L155 170V168L152 169L153 167L150 168L151 165H149V164H152V163H148V161H147V163H145L146 161H145V162L143 161V163H145V164H142V162H139V163H141V164H138V162H137L138 160L136 159L137 161H135V158H136L135 156H137V157H139L140 155L142 156V154H144V153H143L144 150H143V152H141L142 149L140 150V149H138L139 147H137V148L135 147V145L138 144L139 139L136 137V139H138V140H137V141H136V140L134 141L135 136H134V134H133V135H130V132H131V130H132V133H134V130H138V129H137V127H134L133 125H131V127H128V125L130 126V124H132V123L129 124L128 121L131 120L132 118H133V120L136 119V121H137V120H139V116L142 117V118H145V117H146V119L149 120V121L146 122L145 119H144L143 121H145L147 124H149V123H150L151 125L153 124L152 126H154V127H151V128H153V129H152L153 131H154V128H155V127H156V129L158 128L157 131H159V132L156 133V134H157V136L155 135L156 138H158V136H159L158 134L161 132V135H162V136H160L161 139H159V140L157 139V140H156V146H157L158 143H161V145H163V147H165L166 149H169V150H170V148H171V151L173 150V147H174V150H173V153H174V154L171 153V151L168 152V150H166L167 153H166L165 151H164V152H165V154H168V156H167V155L164 154V152H162L163 154H161V156H162L164 159L171 160V161H174V163H176V162L178 161V160L176 161V158H177L178 156L181 155V156L184 158V156L187 155L186 157H188V158H186V157H185V158L189 160L190 158H194V156L191 157V153L188 152V150H189V149L191 150V149H192L191 147L194 145L195 150H197V151H196V153H197L198 150H199V148H200L199 146H200V145H201V147L203 146V144H202L203 142L200 141V140H202L201 137L198 136V135L196 134L195 131H194L195 133L192 132V130L195 129L194 126H193V129H192V127H190L191 129L189 128V126L193 125L192 123H190L191 125H189V124H188L189 122H188L187 120H185V121H187V122L184 121V122H182V123H181L182 120H181L179 123H178V121H177V124H178L179 126H180V125H183L182 127H180L181 129L185 128V129H184V131L186 132V133L184 132L185 134H184V133H181V132L179 131L180 128H179L178 125H176V122L174 123L175 125L173 124V121H175V120L173 119V116H175L177 113H176V114H173V112H175V111H174L173 109H171V108H174V109H175L177 106L175 107V105H174V107L172 106V107H170V109H167L166 107L169 108V106H167V105H169V104H165L166 102H164L165 99H169V98L172 97L173 95H171V96L168 98L167 94H166V93H163V91H161V89H160L159 92H160V93L162 92L163 95L165 94L163 97H161L162 94L160 95V93L158 92L159 89L156 88L158 85H152V84H148V83H146V82L144 81L145 78L142 80V81H143V82H142L141 79L143 78V76H140V74H139V76H140L139 79H140V78H141V79H140L137 83H135V82L137 81V78H138L137 74H138L139 72L137 73L136 71H133V70H132V72H130L131 69H130V70H129V69L125 70L124 66H123V68H122V73H121L120 71H118L119 69H117V70H116V69H113V70L115 71V72H114L115 74H116V71H118V72H117V75H118L119 72H120V74H122V75L124 74V76H123L124 78L126 77L125 75H127V77L131 75V76H130L131 78H128V79H132V80L134 81V83L131 82V83L134 84V85L132 84L133 86L131 85V88H129L130 85H127V83H126L127 80L124 79L122 76H119L120 74H119L118 76L115 75V76L117 77V80L115 81V78H116V77L113 76V74H111V73L108 74V72H107L105 69H104L105 71L103 70L102 72H100V71H101L103 68H101L100 71H99V69H97V70H93V69L97 68L96 63L94 64V62H93V63H91V64H93V66L90 65V62H91V61H88V60H91V58H90L88 55H86V54H84V55L81 54V52H80V48H81L82 46L80 47L79 43H80L83 39L80 41V40H79L80 37L78 36V37H79L78 40H77L78 37H77V38H76ZM7 38H9V39L7 40ZM70 39H71V38H70ZM5 40H6V42H5ZM183 40H185V39H183ZM183 40L181 41L182 43L184 42ZM7 41H8V42H7ZM4 42H5V43H4ZM41 42H42V43H41ZM44 42H45V41H44ZM11 43H13V44L15 45V48H14V46L11 45ZM15 43H16V44H15ZM54 43H55V42H54ZM71 43H72V42H71V40H70V44H71ZM73 43H72V44H73ZM77 43H78V45H77ZM9 44L11 45V47H10ZM50 44H51V45H50ZM80 44H81V43H80ZM82 44H83V43H82ZM183 44H185V43H183ZM38 45H39V46H38ZM46 45H47V46H46ZM54 45H55V44H54ZM83 45H84V44H83ZM3 46H5V47H3ZM77 46H78L79 48H78ZM84 46H85V45H84ZM84 46H83V48H84ZM181 46H182V45H181ZM185 46H186V45H184V47H185ZM6 47L8 48L7 52L5 51V50L7 49ZM16 47H17V48H16ZM18 47H19V48H18ZM76 48H77L78 50H77ZM3 49H5V50H3ZM17 49H18V51H17ZM49 49H50V50H49ZM60 49H61V50H60ZM185 49H186V47H185ZM187 49H188V47H187ZM187 49H186V50H187ZM39 50H40V49H39ZM47 50H48V51H47ZM57 50H60V51H57ZM76 50H77V51H76ZM188 50H189V49H188ZM188 50H187V51H188ZM15 51L17 52V54L15 53ZM44 51H45V52H44ZM46 51H47L48 53H47ZM52 51H53V53H51ZM8 52H9V53H8ZM49 52H50V53H49ZM189 52H190V51H189ZM189 52H188V53H189ZM42 53H43L44 55H43ZM55 53H57V54L59 53V54H58V55H57V54L55 55ZM257 53H258V52H257ZM263 53H264V50L262 51L263 59H262L261 62H260L261 64H262V63L264 64V62H263V61H264V55H263ZM8 54H10V55H8ZM46 54H47V55H46ZM189 54L191 55V53H189ZM16 55H17V56H16ZM45 55H46V56H45ZM54 55H55V56H54ZM2 56H3V57H2ZM12 56H13V57H12ZM43 56H44V57H43ZM47 56H48V57H47ZM56 56H60V57H57V58H56ZM78 56H79V57L82 56V58L80 57L81 59H79ZM83 56H84V57H83ZM85 56H88V58H90V59H88L87 57L85 58ZM191 56L193 57L194 54L191 55ZM11 57H12V58H11ZM40 57H41V58H40ZM42 57H43V58H42ZM62 57H63V58H62ZM47 58H48V59H47ZM52 58H53V59H52ZM54 58H55V59H54ZM58 58H59V60H60V62H61V65H60V62L57 63V62H58ZM64 58H65V59H64ZM83 58L87 59V61L84 60ZM193 58H194V57H193ZM42 59H43V60H42ZM45 60H46L47 62L50 60V62L47 63ZM56 60H57V61H56ZM63 60H64V61H63ZM65 60H66V61H65ZM78 60H76V61H78ZM80 60H81V61L84 60V61H83V62H80ZM92 60H93V59H92ZM51 61H53V62H51ZM62 61H63V62H62ZM42 62H43V63H42ZM55 62H56V63H55ZM87 62H88V64H87ZM196 62H197V61H196ZM45 63H46V65H47L46 67H47V68L49 67V70H48L47 68H44V69H43V67H45ZM52 63H53V64H52ZM70 63H71V62H70ZM83 63H84V65H83ZM85 63H86V64H85ZM57 64L60 65V66H59L60 68H63V67L66 68V66L69 68V69L66 68L67 70L64 69V71L69 72L68 75H71V76H72V77L69 76V77H71V78H69V79H71V80H69V81H71V82L74 81V83H73V82H72V83L70 82L71 85H72V86H71V89H70V87H68V85H67V87L65 86V88H63V87H64L63 85H57V83H59V81H60V80L58 79V77L61 78L60 73H59L61 70L58 72V69H59L58 67H57V70H55ZM50 65H51V66H50ZM52 65H53V66H52ZM62 65H63V66H62ZM82 65H83L84 67H83ZM87 65H88V66H87ZM89 65H90V66H89ZM61 66H62V67H61ZM71 66H72V65H71ZM86 66L88 67V68H87L88 71H87V70H86V71H83V70L86 69ZM95 66H96V67H95ZM38 67H39V68H38ZM54 67H55V68H54ZM72 67H73V66H72ZM90 67H91V68H92V67H95V68H92V70H91ZM30 68H28V69H30ZM41 68H42V69H41ZM89 68H90V70H89ZM13 69H14V68H13ZM40 69H41V70H40ZM46 69H47V70H46ZM71 69L74 70V71L70 74V71H69V70H71ZM15 70H16V69H15ZM37 70L40 71V72H38ZM42 70H43V71H42ZM44 70H45V72H44ZM51 70H52V71H51ZM54 70H55V71H54ZM62 70H63V69H62ZM123 70H125V71H123ZM128 70H129V71H128ZM0 71H1V70H0ZM13 71H14V70H12V69H11L9 72H8V71H7V72L4 71L5 73L8 74V75L6 74V76H9L8 78H5L6 76L4 77V75H3V77L5 78V80L7 79L6 83H7V82H8V83L10 82L8 85H5V86H4L3 81H1L2 84H3V86H1L2 84L0 85V91L2 90V91L0 92V100H1V101H0V108H1V109H0V110H1V111H0V116L2 115L1 112L4 113V112L7 110V109H6V107L8 108V105H7V104H10V103H8V102H10V101H11V102H16V103L21 104V105H22V104H23V105H24V104H27V103L25 102L26 100H24V99L22 100V99L20 98V100H19V98H18V100H19V101H18V100L15 98V95H13L14 93H13L12 91L9 92V90H8L9 87H10L11 85L13 86V84H15V82H16V79H14V78H16L17 75H15V74H16L17 72L15 71V72H16V73H15V72H13ZM46 71H47V72H46ZM56 71H57V73H56ZM89 71H90V75H91V72L96 74V71H98L99 73H103V74H101V75L99 76L100 80H102L104 77H105L107 80H106V79H103L105 84L103 83V80L101 81L102 83H101L100 86H101L102 90H101V89H97L98 86H99V84H98V85L96 84L97 86H95V85L93 86V85L90 83V84L92 85V88H94V89L91 91L92 88H91V86H89V82H90L89 80H91L90 77L93 76V75L90 76V75L88 74ZM31 72H32V73H31ZM37 72H38V73H37ZM43 72H44V73H43ZM109 72H110V71H109ZM129 72H130V73H129ZM134 72H135V73H134ZM0 73H1V72H0ZM5 73H3V74H5ZM9 73H10V74H9ZM41 73H42V74H41ZM52 73H53V74H52ZM61 73H63V72H61ZM104 73H105V74H104ZM126 73H127V74H126ZM37 74L39 75V77L36 76ZM48 74H50V75H48ZM51 74H52L53 76H52ZM54 74H55V75H54ZM64 74H65V72H64ZM86 74H87V75H86ZM110 74L112 75V77L110 76ZM129 74H130V75H129ZM132 74H133V75H132ZM205 74H206V73H205ZM34 75H35V76H34ZM41 75H42V79L40 78ZM47 75H48V76H47ZM61 75H62V74H61ZM78 75H79V76H78ZM104 75H109V77H108V76H104ZM203 75H204V74H203ZM203 75H201L200 78H202ZM11 76H13L14 78L11 77ZM55 76H56V78L59 80V81H57V79L55 78V80L57 81V83H54V78H53V77H55ZM76 76H78V77H76ZM103 76H104V77H103ZM134 76H135V77H134ZM205 76H206V75H205ZM43 77H44V78H43ZM80 77H81V78H80ZM97 77H98V75H97ZM114 77H115V78H114ZM118 77H119V78L122 77L123 80H120V81H119V80H118ZM127 77H126V78H127ZM132 77H133V78H132ZM4 78H3V79H4ZM31 78H30V80H31ZM37 78H38V79H37ZM39 78H40L42 81L39 82V81H38ZM50 78H52V80H50ZM75 78H76V80H75ZM77 78H79V79H77ZM91 78H92V77H91ZM95 78H96V77H94V79L92 78V80H95V83H100V80L98 81V79L96 78V79H97V82H96V79H95ZM101 78H102V79H101ZM113 78H114V79H113ZM205 78H206V77H205ZM209 78H210V77H209ZM209 78H208V79H209ZM72 79H74V80H72ZM108 79H109V81H108ZM135 79H136V81H135ZM202 79L204 80V76H203ZM206 79H207V78H206ZM206 79H205V80H206ZM5 80H4V82H5ZM9 80H10V81H9ZM33 80H31V81L33 82ZM92 80H91V82H94V81H92ZM113 80H114V81H113ZM203 80H202V82H203ZM205 80H204V81H205ZM14 81H15V82H14ZM56 81H55V82H56ZM80 81L82 82V80H80ZM80 81H79V82H80ZM122 81H123V82H122ZM124 81H125L126 84L124 83ZM128 81H131V80H128ZM206 81H207V80H206ZM38 82H39V83H38ZM50 82H51V84H50ZM106 82H107V84H106ZM108 82H109V83H108ZM112 82H113V83H112ZM114 82H117V84L114 83ZM144 82H145V85H144ZM207 82H208V81H207ZM212 82H213V81H212ZM11 83H12V84H11ZM70 83H69V84H70ZM95 83H93V84H95ZM119 83H120L121 86L119 85ZM139 83H141V84H139ZM48 84H49V85H48ZM54 84H56V87H58L57 89L52 87ZM59 84H60V83H59ZM82 84H83V82H82ZM82 84L80 83L79 88H81ZM103 84H104V85H103ZM110 84H111V85H110ZM206 84H207V83L205 82V85H206ZM112 85H114V86L118 85L119 88H120V91H119V89H118V86H116V88H117V89H116V88H114ZM124 85L129 86V87H126V86H124ZM135 85H137V88H138V89L136 88ZM138 85H139V86H138ZM146 85H147V86H146ZM148 85H150V86H148ZM151 85H152V86H151ZM203 85H204V84H203ZM205 85H204V87H205ZM208 85H211L210 82H209V84L206 85V87H208ZM59 86H62L61 88H63V89H60ZM69 86H70V85H69ZM85 86H84V87H85ZM88 86H89V87H88ZM103 86H105V87H103ZM110 86H112L115 90H114L113 88H111ZM122 86H123V87H122ZM211 86H212V85H211ZM37 87L39 88V86H37ZM47 87H48V88H47ZM51 87H52V88H51ZM54 87H55V86H54ZM96 87H97V88H96ZM109 87H110V88H109ZM121 87H122V88H126V89H125L126 91L129 89V91H131V92H133V90H134V89L132 90V87H135V88H136V89H135L136 92H133V93H137V95H134V94H133V96H132V93L129 92V91H128L129 93H127L126 91L123 92L124 90H123ZM139 87H140V89H142L143 91H144V89H146V91L149 90V91L151 92V90L153 89V90H152L153 93H155L154 91L157 90V93H159V94L156 93V94H154L152 97H154L155 95H156V97H157L158 95H160L159 97H161V98H164V97H165L164 100H163V99L160 100V98H158L159 100H156L157 98H156V99H155V98H154V99H151L152 104H153V105L155 104L154 106H158V110L161 109V111H158V112H161V113H157L158 115L156 114V116H155L154 113H152V112H150V114L148 113L149 111H153V112H154V110H152L154 106H151L152 108L148 111V109L150 108V106H148V105H146V104L149 102L148 104H149V105H152L151 102H150V100L146 99V97H148L147 94H148L149 92L147 93L146 91H144V92H146V93H145V94H144V93L141 94L140 92H143V91H141V90L139 89ZM146 87H147V88H146ZM151 87H152V88H151ZM159 87H160V86H159ZM209 87H210V86H209ZM3 88H5V89H3ZM11 88H12V87H11ZM45 88H47V90H46ZM99 88H100V87H99ZM143 88H144V89H143ZM150 88H151V90H150ZM155 88H156V89H155ZM41 89H42V90H41ZM51 89H52V90H51ZM53 89H55V90L60 89L61 92H58V91L56 92V91L53 90ZM64 89H65V90H64ZM77 89H78V88H77ZM77 89H76V92H77ZM211 89H212V88H211ZM211 89H210V90H211ZM49 90H50V91H49ZM96 90H97V93H96ZM99 90H101V91H99ZM108 90H109V92L107 93ZM110 90H111V91H110ZM121 90H122V91H121ZM207 90H208V89H207ZM207 90L205 89V91H207ZM103 91L105 92V94H104ZM116 91H119V92H118L119 94H116ZM139 91H140V92H139ZM212 91H214V88L212 89ZM11 92H12V93H11ZM45 92H47V93H45ZM53 92H54V94H56L57 96H56V95H53ZM70 92H72V93H70ZM92 92H93V93H92ZM98 92H99V93H98ZM102 92H103V93H102ZM112 92H114V94H112ZM215 92H217V91H214L213 93H215ZM43 93H44V95L46 94V95H45L46 97L43 95ZM60 93H61V94H60ZM65 93H66V94H65ZM67 93H70V94H67ZM95 93H96V94H95ZM139 93H140V94H139ZM153 93H152V94H153ZM217 93H218V92H217ZM7 94H9V95H7ZM11 94H12L13 96H12ZM91 94H93L94 96H92ZM103 94H104V95H103ZM109 94H110V95H109ZM121 94H122V95H125V96H122ZM138 94H139V95H142V96L146 99V100H142V99H144L143 97H142V99H141V96L138 97V98H140V101H141V102H139V101H138V102L141 103V105H139L138 103H135L137 100H136V101L134 100L135 102L132 101L134 97L138 96ZM152 94H151V95H152ZM218 94H219V93H218ZM51 95H52V96H51ZM64 95H65L66 97H65ZM76 95H77V94H75V96H76ZM106 95H107V96H106ZM113 95H114V96H113ZM116 95H118V98H117ZM119 95L122 96V98H119V97H120ZM129 95H131V98H128ZM148 95L151 96L150 94H148ZM168 95H169V94H168ZM212 95H213V94H212ZM215 95L217 96V94H214V96H215ZM9 96H12V97L9 98ZM47 96H48L49 98H47ZM61 96H62V97H61ZM97 96H102V97H97ZM126 96H127V97H126ZM166 96H167V97H166ZM218 96H219V95H218ZM218 96H217V97H218ZM4 97H5V98H4ZM51 97H52V98H51ZM89 97H91V98H89ZM114 97H115V98H114ZM123 97H124L125 99H124ZM129 97H130V96H129ZM152 97H151V98H152ZM13 98H15L17 101H13V100H14ZM59 98H60V99L64 98V99H63V100H60ZM66 98H67V100H66ZM75 98H76V97H75ZM75 98H74V99H75ZM93 98H94V99H93ZM95 98H96V99H95ZM102 98H103V99H102ZM107 98H108V99H107ZM127 98H128V99H131V101H132V102H131V101L129 100V101L127 102V104H128L129 102H131V103H133V104L135 103L134 107L137 105L136 108L133 107V110H135V109L137 110V107H139V106L141 107V106L143 105V103H146V102H147L145 105H143V107L145 106L144 108H147L146 106H148V108L146 109V112L142 110V112L145 113V114H143L142 112H140L141 109H142L143 107H142V108L139 107L138 110H140V111L137 112V113L135 114L136 117H137L138 119H137L135 116H133L134 114L129 113V111H128L127 109H128L129 107H132L133 104H132V105H131V104H128L129 106L127 107V104L123 103V102H126L125 100H126ZM138 98H137V99H138ZM148 98H150V97H148ZM172 98H173V97H172ZM9 99H10V100H9ZM54 99H55V100H54ZM57 99H58V100H57ZM90 99H91V100H90ZM98 99H99V100H98ZM100 99H101V100H100ZM111 99H112V100H111ZM115 99H116V100H119V101H116ZM121 99H122V100L124 99V100L122 101ZM134 99H136V98H134ZM207 99H208V98H207ZM219 99H220V96H219ZM221 99H222V96H221ZM70 100H71V99H70ZM106 100H108V101H106ZM109 100H110V101H109ZM138 100H139V99H138ZM147 100H148V101H147ZM152 100H153V101H152ZM172 100H173V99H172ZM172 100H171V98H170V102H171ZM222 100H223V99H222ZM6 101H7V103H6ZM71 101H72V100H71ZM93 101H94V105H92V104H93ZM98 101H99V102H98ZM111 101H113V102H111ZM143 101H144V102H143ZM145 101H146V102H145ZM156 101H157V102H156ZM158 101H159V102H158ZM165 101H166V100H165ZM173 101H174V100H173ZM220 101H221V100H220ZM1 102L3 103V104H2L3 107L1 106ZM50 102L53 103V104H51ZM57 102H58V103H57ZM60 102H62V103H60ZM91 102H92V103H91ZM107 102H108L107 105L104 104V103H107ZM110 102H111V104H113V106L110 104ZM115 102H116V103H115ZM119 102L121 103V104H120L121 107H122V104H125L126 106L123 105V108L126 107V109H123V108H121L120 106H118V105H119ZM162 102H163V103H162ZM47 103H46V104H47ZM101 103H102V104H101ZM157 103H158V104H157ZM161 103H162V104H161ZM168 103H169V100H168ZM175 103H176V102H175ZM221 103H222V101H221ZM55 104H56V105H55ZM57 104H58V105H57ZM103 104L106 105V106H104ZM116 104H118V105L116 106ZM156 104H157V105H156ZM222 104H223V103H222ZM224 104H225V102H224ZM51 105H55L56 107H55V106H51ZM130 105H131V106H130ZM172 105H173V104H172ZM225 105H226V104H225ZM57 106H59V107H57ZM101 106H102V107H101ZM114 106H115V108H113ZM159 106H160V108H159ZM60 107H61V108H60ZM63 107H64V108H63ZM95 107H96V106H95ZM100 107L102 108L101 111H100V109H101ZM105 107H107V108H105ZM109 107H110V108H109ZM224 107L227 108L228 106H224V105H223L222 108L225 109ZM48 108H49V110H48ZM52 108H53V109H52ZM62 108L68 113V117H67V113H66L65 111H64V112L62 111V110H63ZM103 108H104V110H103ZM117 108H118V110H119L122 114H121L120 112L118 113V111L116 110ZM119 108H121V109H123V110H120ZM165 108L167 109V111H165ZM229 108H230V107H229ZM229 108H227V109L229 110ZM2 109H4V110H2ZM57 109H58V110H57ZM156 109H157V107H156ZM50 110L53 111V112H52V113H51V112L49 113L48 111H50ZM59 110H60V111H59ZM108 110H109V115H108ZM110 110H111V111H110ZM124 110H125V112H124ZM129 110L133 111L132 108H130ZM136 110H135L134 112H136ZM171 110H172L173 112H172ZM225 110H226V109H225ZM230 110H231V109H230ZM56 111H57V112H56ZM126 111L128 112V113H127L128 115L130 114V116H129V118H128L129 120H127V118H126V115H127V114H126ZM131 111H130V112H131ZM156 111H157V110H155V113H156ZM170 111H171V112H170ZM226 111H227V110H226ZM99 112H98V113H99ZM110 112H111V113H110ZM123 112L125 113V115L123 114ZM134 112H133V113H134ZM162 112H163V113H162ZM169 112H170L171 114H173V115L171 116V115L169 114ZM55 113H56L57 115H55ZM63 113H64V115H63ZM165 113H168V114L170 115L171 118H170V117H169V118L172 119V121H171L170 119H167V118L165 117ZM225 113L228 114L227 116H229V120L231 121V120H232V117L230 118V115H231V114H229L228 111L225 112ZM225 113H224V114H225ZM230 113H231V111H230ZM48 114H49V115H48ZM52 114H53V115H52ZM117 114H118V116H116ZM131 114H132V115H131ZM141 114H142V115H141ZM152 114H153L154 116H153ZM168 114H166V115L168 116ZM3 115H4V114H3ZM70 115H71V114H70ZM100 115H101V116H100ZM102 115H103V116H102ZM113 115H115V116H113ZM119 115H120V116H119ZM123 115H124L125 117H124ZM128 115H127V117H128ZM143 115H144V116H143ZM145 115H146V116H145ZM225 115H226V114H225ZM232 115H233V113H232ZM30 116H31V115H30ZM30 116H28V117H30ZM121 116H122V117H121ZM132 116H133V117H132ZM148 116H149V117H148ZM157 116H158V117H157ZM33 117H34V116H33ZM55 117H56V118H55ZM64 117H65V118H64ZM101 117H102V118H101ZM113 117H114L115 120H113ZM151 117H153V119H152ZM154 117H155V118H154ZM156 117H157V122H158V119H160V121H161V120H162L161 118H162V117H165L164 119H167L168 123H167V121H165L166 123H165V122H164V123H163V122H162V123H161V122H158V123H157L156 120H155ZM159 117H160V118H159ZM0 118H1V119H0V121H1V120H2V117H0ZM23 118H24V119L21 118V119H22V121H21V120H20V117H17V120H14V121L16 122V124H19L20 126L22 125V127H23V126L26 127L27 130H28L27 125L30 126V127H29V128L31 129L30 131L34 130L33 128L38 127V126H37V124H39L38 120H37L36 122L33 121L34 119H33V120L30 119V120L26 121L28 118H27V119H26V117H23ZM60 118H61V119H60ZM67 118H68V119H67ZM69 118H70V119H69ZM104 118H105V120H109V119L111 118L113 121H112L111 119H110L111 121L109 120L111 123H110L109 121H103ZM121 118H124V119L126 118V120H127V122H126V120H123V121H125L126 124H128V125H126V129L133 128V129H131L130 131H128V133L125 131V124H123L122 120H121V121L119 120V119H121ZM134 118H135V119H134ZM18 119H19L20 121H19ZM64 119H66L67 121L69 120L68 123L65 122ZM185 119H186V118H185ZM50 120H46V121L48 122V121H50ZM59 120H60V121H59ZM63 120H64V122H63ZM133 120H131V121H133ZM216 120H217V119H216ZM218 120H219V119H218ZM218 120H217V121H218ZM225 120H226V119H225ZM30 121H32L33 123L30 122ZM46 121H45V122H46ZM98 121H97V122H98ZM118 121L121 122V125L123 124V125L121 126V128L123 129V131H125L124 133L121 131V129H119L120 127H118V126H119V123H120V122H118ZM136 121H133V123L135 124ZM139 121H140V120H139ZM139 121H137V124H136L135 126H138V125H139V129L142 130L143 128H142L141 126H143L145 123H143V121H142V119H141L142 122L140 121L141 123L138 124ZM162 121H163V120H162ZM169 121H171L172 123H169ZM15 122H14V123H15ZM21 122H23V124H25V125H23ZM24 122H27V124L24 123ZM53 122H55V121H53ZM69 122H70V124H69ZM73 122H74V123H73ZM107 122H108V123H107ZM113 122H115V123H113ZM117 122H118V123H117ZM151 122H152V123H151ZM28 123H29L30 125H29ZM35 123H36V124H35ZM42 123H43V122H42ZM48 123H49V122H48ZM48 123H47V124H48ZM64 123H65V124H64ZM154 123H155V125H154ZM186 123H187V124H186ZM34 124H35V125H34ZM43 124H44V123H43ZM43 124H42V126H43ZM59 124H60V125H59ZM77 124H78V126H77ZM98 124H99V123H98ZM109 124H111V125H109ZM112 124H114V125H112ZM115 124H116L117 126H116ZM147 124H145V125L147 126ZM150 124H149V128H150ZM158 124H159V125H158ZM164 124H165V126H164ZM171 124H172V125H171ZM40 125H41V124H40ZM55 125H56V124H55ZM65 125H66V126H65ZM69 125H70L71 127H70ZM73 125H74V126H75V125L77 126L76 129L74 128L75 131H74V129H73V127H74ZM105 125H106V126L109 125V127H106ZM186 125H187V126H186ZM188 125H189V126H188ZM232 125H233V123H232ZM31 126H32V128H31ZM34 126H35V127H34ZM42 126H41V130L38 129V128H39V127H38V128H36V130L34 131V132H35V134H34L35 138H39V139H36V141H37V140L39 141L40 139L42 140V138H44V139H47V142L50 144V142H51V140H52V137H51V136H53V137L55 138V137H56V136H55V135H56V134H55V132H56L55 130L58 131V129H55V128H54L53 123H52L51 126H50V128L53 127V128H52L53 130H51L50 128H46V127L49 126V124H48L47 126H44V127H42ZM72 126H73V127H72ZM76 126H75V127H76ZM100 126H101V127H100ZM146 126H145V127H146ZM161 126H162V127H161ZM169 126H170V127H169ZM116 127H117V129H115ZM140 127H141V128H140ZM143 127H144V126H143ZM145 127H144V128H145ZM167 127H168V128H167ZM171 127H172V128H171ZM107 128H108V129H107ZM112 128H113V129H112ZM146 128H147V130H149V129H148V126H147ZM160 128H161L162 130H161ZM169 128H170L171 130H173L177 136H178V134H177L178 131L182 134V135H180V133H179V136H181V137H179L180 140H179L178 137H176V136L173 134L174 132L171 131ZM186 128H188L189 130H187ZM26 129H25V130H26ZM43 129H45V130H43ZM48 129H49V130H48ZM109 129H111V131H110ZM156 129H155L154 132H156ZM181 129H180V130H181ZM27 130H26V131H27ZM37 130L39 131V133H37V132H38ZM42 130H43V131H42ZM46 130H47V131H46ZM68 130H69V131H68ZM103 130H104V131H103ZM113 130H116V131H113ZM118 130H120V131L118 132ZM141 130H140V131H141ZM143 130H144V129H143ZM147 130H145V133H147ZM152 130H150V131H152ZM164 130H166V131H164ZM36 131H37V132H36ZM54 131H55V132H54ZM105 131H107V132H105ZM181 131L183 132V130H181ZM50 132H51V133H50ZM60 132H61V131H60ZM77 132H78V133H77ZM102 132H101V133H102ZM117 132H118L119 134H118ZM137 132H138V134H139V131H135V133H137ZM141 132L143 133V131H141ZM170 132H172V133H170ZM176 132H177V133H176ZM190 132H191V133H190ZM45 133H46V134H45ZM52 133H53L54 135H53ZM67 133H68V135H66ZM73 133H74V134H73ZM76 133H77V134H76ZM79 133H80L81 136L79 135ZM95 133H96V135H95ZM108 133H109V135H107ZM121 133H122V134H121ZM132 133H131V134H132ZM142 133H140V134H141V135H143V134H144V135H147V134H145V133H143V134H142ZM148 133H149V131H148ZM152 133H153V132H150V133H149V138L152 137V139H149V141L151 140V143L154 144V142H152V140H153L154 138H153V136H150ZM167 133H168V134H167ZM188 133H189V134H188ZM47 134H48V135H47ZM58 134H59V133H58ZM88 134H89V133H88ZM97 134H98V135H97ZM123 134L126 135V138H130L129 136H131V137L133 136V137H134V139H132L133 137L130 138V140L132 139L133 142H134V145H133L134 147H132V148L135 150V153H133V154H137V153H139V152H141V154L139 153V154H137V155H133L132 152H134V150H132L131 153L128 152V151H131V146H132L133 142H132V144H130V145H131V146H129L130 148H127V147L123 146V145H124V142L126 143V141H127V139H126V141L124 140V142H120V141H122V140L124 139V138L122 139V135H123ZM128 134H129V135H128ZM138 134H137V135H138ZM140 134H139V135H140ZM165 134H166V135H165ZM187 134H188V135H192V136H188ZM193 134H194L195 137L193 136ZM235 134H236V133H235ZM40 135H42V136H40ZM115 135H118V136L115 137ZM125 135H123V136H125ZM127 135H128V137H127ZM141 135H140V136H141ZM152 135H153V134H152ZM185 135L188 136L189 138H186ZM38 136H39V137H38ZM48 136H49L50 138H49ZM63 136H64V137H63ZM76 136H78V137H80V138H77ZM92 136H93V137H92ZM94 136H95L96 138H95ZM112 136H113V137H112ZM155 136H154V137H155ZM168 136H169V137H168ZM170 136L173 137V138H171ZM68 137H69V138H68ZM75 137L77 138L76 141H75ZM114 137H115V139H116L117 141L113 139ZM138 137H139V136H138ZM165 137H166V139H165ZM175 137H176V138H175ZM182 137H183V138L185 137V141L183 140L184 142H186V141L188 140V141H187L188 144H186L188 147L185 145L186 148H188V150L184 148V149H185L184 152H183V151L181 152V150H182L181 147H184V145H182V144H183V141H181ZM197 137H199V139H200L199 142H198V140H197V139H198ZM54 138H53V140H54ZM70 138H71V139H70ZM111 138H112V139H111ZM118 138H119V139H118ZM120 138H121V139H120ZM140 138L143 139V137H140ZM156 138H155V139H156ZM174 138H175L176 140H174ZM192 138H194L193 141H194L195 139H196L195 141H197L196 143H195V141H194L193 143H195V144L198 143V144H199V143L201 142V144H200L199 146L196 147L195 144L191 143V141H192L191 139H192ZM49 139H50V141H49ZM72 139H73V140H72ZM84 139H85V140H84ZM106 139H107V138H106ZM141 139H140V140H141ZM155 139H154V141H155ZM171 139H172V141H173V140H174V141L171 142ZM230 139H232V138H230ZM230 139H229V140H230ZM53 140H52V141H53ZM68 140H70V141H68ZM168 140H170V142H169ZM189 140H190V141H189ZM241 140H243V142L241 141V144L245 142L243 138H241ZM44 141H45V140H44ZM72 141H73V143H72ZM74 141H75V142H74ZM77 141H78V142H77ZM79 141H80V142H79ZM85 141H86V142H85ZM111 141H112V142H111ZM128 141H129V140H128ZM144 141H146V139H143V143H142V144H141V141H140V145H138V146L144 147V145H145L146 143H149V144H150V146H148V144H146V145L148 146V148H150L151 146H153V144L151 145L150 142L147 141V142L145 143ZM164 141H166V142H164ZM178 141H179V142H178ZM232 141H233V139H232ZM47 142H46V143H47ZM83 142H84V143H83ZM87 142H88V144H87ZM109 142H110V143H109ZM118 142H119V143H118ZM129 142H130V141H129ZM135 142H137V144H136ZM168 142H169V143H168ZM176 142L179 143V144H175V145H174V143H176ZM189 142H190V143H189ZM1 143L3 144L4 142H1ZM1 143H0V145H2ZM41 143H42V142H41ZM46 143H43V144L46 145ZM51 143H52V142H51ZM77 143H79L80 146H79V144L77 145ZM81 143H82V146L84 145L83 147L81 146ZM107 143H109V144H107ZM121 143H123L122 146H121ZM144 143H145V144H144ZM166 143H167V144H166ZM233 143H234V141H233ZM246 143H248V142H246ZM246 143H244L245 146L247 145ZM75 144H76V145H75ZM115 144H117V145H115ZM143 144H144V145H143ZM190 144H193V145L190 146ZM234 144H235V143H234ZM244 144L242 145L243 147H244ZM3 145H4V144H3ZM86 145H87V147H86ZM110 145H112V146H110ZM125 145H126V144H125ZM161 145L158 144V147H161ZM178 145H179V146H178ZM229 145H231V144L229 143ZM235 145H236V144H235ZM235 145H234V148H235ZM78 146H79V147H78ZM109 146H110V147H109ZM116 146H118V148H115ZM147 146H145V147H147ZM169 146H171V147L169 148ZM175 146H176V147H175ZM232 146H233V145H232ZM236 146H237V145H236ZM248 146H249V143H248ZM248 146H247V148H246V147H244V148H245V151L248 149V152H250L249 150H251V148H250V146H249V147H248ZM84 147H86V148H84ZM88 147H89V148H88ZM145 147H144V149H145ZM158 147H156L155 149H154L153 147H151V148H153L154 150L152 149L151 151H148V152H149V153H151V152L153 153V151L156 152V150L158 149ZM163 147H162L161 149H163ZM189 147H190V148H189ZM194 147H193V149H194ZM203 147H204V146H203ZM230 147H231V146H230ZM237 147H239V146H237ZM237 147H236V148H237ZM72 148H74L75 150H74V149L72 150ZM91 148H92V149H91ZM107 148H108V150H107ZM121 148H123L124 150L121 149ZM125 148H126V149H125ZM148 148H147V149H148ZM151 148H150V149H151ZM175 148H176V151H175ZM178 148H179V149H178ZM236 148H235V150L238 149V148H237V149H236ZM249 148H250V149H249ZM127 149H128V151H127ZM137 149H138V150H137ZM161 149H160V151H161ZM200 149H201V151H199L200 153L203 152V153L207 154V153H206V150H205V151H202V150H204V149H202V148H200ZM83 150H84V151H83ZM92 150H93L94 154H93ZM122 150H123L124 152H122ZM136 150H137L138 152H137ZM139 150H140V151H139ZM158 150H159V149H158ZM158 150H157V152H158V154H159L160 152H159ZM163 150H164V149H163ZM233 150H234V149H233ZM233 150H231V152H232ZM235 150L233 151L234 153H235ZM79 151H80V152L83 151V153L81 154V153H79ZM90 151H91V152H90ZM106 151H107V152H110L111 155H112V153H113L114 158L110 157L111 155H110L109 153L106 154ZM125 151H126V152H125ZM191 151H193V150H191ZM237 151H240V147H239V150H237ZM237 151H236V153H239V152H237ZM84 152H85V153H84ZM87 152H88V153H87ZM119 152H120V153L122 152V154H121L122 156L120 157V159H119V157H115L116 155L120 156V155H119ZM136 152H137V153H136ZM146 152H147V151H146V149H145V153H146ZM157 152L155 153L156 155H157ZM176 152H177V154H176ZM179 152H180V153H179ZM185 152H186V153H185ZM187 152L190 153V156H188ZM199 152L197 153L198 155L203 154V153L199 154ZM233 152H232V153H233ZM240 152H241V151H240ZM248 152H247V153H248ZM114 153H115V154L117 153V154L115 155ZM127 153H128V154L130 153V154H129L130 156H129V155L127 156V155H126ZM152 153H151V155H153ZM169 153L173 154V156H175V155H178V156H175V158H174V157H171L172 155L170 156ZM234 153H233V154H234ZM78 154H79V155H78ZM85 154H86V156H84ZM123 154H125L127 157H125V155H123ZM146 154H148V153H146ZM155 154H154V155H155ZM183 154H184V155H183ZM32 155H34V156H32ZM37 155H38V153L36 152V154H35V151H34L33 153H31L29 159H31V156L34 157L35 159H37ZM70 155H72V154H70ZM88 155H89L90 157H89ZM95 155H96V157H95ZM98 155H100V156H98ZM106 155H107V156H106ZM108 155H109V156H108ZM113 155H112V156H113ZM138 155H139V156H138ZM156 155H155V156H156ZM193 155H194V154H193ZM198 155H197V158H198V161H199L200 157L203 156L204 154L201 155L200 157H199ZM236 155H237V154H236ZM76 156H77V157H76ZM80 156H81L82 158H81ZM92 156H93V157H92ZM131 156H133V157H131ZM146 156H148V158H149V155H145V157H146ZM155 156H152V158L154 159ZM158 156H160V155H158ZM206 156L208 157V159H209V161H210V160H211V159H210L211 157H209L208 155H206ZM238 156H239V157L242 156V158L244 157L242 153H241V156H240V154H239ZM86 157H87L88 160L85 161L84 158L86 159ZM109 157H110V158H109ZM122 157H123V158H122ZM134 157H135V158H134ZM143 157H144V156H142V158H143ZM34 158H33V159H34ZM96 158H97V159H96ZM106 158H108V159H106ZM115 158H116L117 160H120V163H118L119 161H117ZM128 158H129V159H128ZM132 158H133V159H132ZM148 158H146V160H147ZM152 158H149V162L152 161ZM157 158H158V157H157ZM173 158H174L175 160H173ZM178 158H179V157H178ZM197 158H196V159H197ZM201 158H202V157H201ZM38 159H37V160H38ZM81 159H82V160H81ZM114 159H115L116 162L113 161ZM121 159H122V160H121ZM158 159L160 160V158H158ZM181 159H182V158H181ZM181 159H180V160H181ZM204 159H205V155H204L203 158L201 159V160H203V161H199V162H201V163L203 162V163H202V166H203V167L201 166V163H200V165H199V163H198V162H195L194 159H193L194 161L190 159L191 161H193V162L196 163V166L199 165V166H197L198 169L196 168V166H191L192 162H191V164H190V162H189L188 160H187V162H189L190 167H189V164H188V166H186L187 169H183L182 166H183L184 164L181 165V162H179L178 164L176 163L177 166H174V165H175V164H174L173 166L176 167V168L179 166L178 169H180V167H182V168H181V172H182V173H180V171H175V172L172 171V175L177 173V175H179V177H178L177 175H176V176H171V175H170V176H168V177L166 178V174H167V172L169 171L168 173H171L170 170H172V169H170V166L172 167V165H169V164H168L169 166L167 165L169 168H168V171H166V174L163 173V171L160 170L161 168H159L158 172L164 175V177H165V179H166L164 182H166L167 180H169V181H171V182H172V180H174V181L178 180V181H176V184H177L176 187L179 186L180 184L183 185L182 183H184L183 186H185V182H186V184L189 185L190 183H193V181L195 182V180H196V181L199 180L200 183H199V181H198V183L196 182V183H197L196 185H198V187L200 186V188H201L202 184L204 183V186H202V187L204 188L206 183L209 184V185L211 184V183H209V180H211V178H212L213 181L216 182V183H217V180H215V179H218V184H217V186L220 187V189H219L220 191H219V192H220V193L222 192V195L220 196V199H219V200L222 201V199H223V200L225 199L226 201H229L228 198L226 197V195H224V192L222 191V190H223V180H222V177H223V176L221 177L219 174H215L216 176L219 175L220 177H219V176H218V177L221 178V179L216 178L215 176L213 177L214 173H217V172H215V170H214V172H212L211 169H212L213 167L210 168V169L207 168L206 163H207L208 165H210V164L207 162L208 160L205 161L206 163L204 164ZM236 159H237V158H236ZM91 160H92V162H91V164H90V161H91ZM93 160H94V164H93ZM107 160H108V161H107ZM124 160H125V161H124ZM139 160H140V158H139ZM141 160H142V159H141ZM141 160H140V161H141ZM143 160H145V158H143ZM161 160H163V159L161 158ZM161 160L159 161L160 163L162 162ZM82 161H83V163H82ZM87 161H89V162H87ZM96 161H97V162H96ZM106 161H107L108 163H107ZM110 161H111V162H110ZM112 161H113V162H112ZM121 161H122V162H121ZM123 161H124V162H123ZM157 161H158V160H155V163H153L154 166L157 165V164H156ZM163 161H164V160H163ZM171 161H170V162H171ZM181 161H182V160H181ZM184 161L186 162L185 159H184ZM211 161H212V160H211ZM41 162H42V163H41ZM72 162H76V163H77V164L75 163V164H76V168H75V169H74L75 164L72 163ZM103 162H104V163H103ZM153 162H154V161H153ZM164 162H165V161H164ZM164 162H163V163H164ZM167 162H169V161H167ZM167 162H165V163H167ZM170 162H169V163H170ZM185 162H184V163H185ZM46 163H48V165H49V169H48L47 171L45 170V168H48V166H47ZM71 163H72V165H73L74 167L71 165ZM79 163H81L82 165L84 164V167H83L81 164H80L81 166H78ZM105 163H106V164H105ZM110 163H112V164H110ZM113 163H116L117 166H116L115 164L113 165ZM123 163H124V164H123ZM129 163H130V164H129ZM135 163H136V164H135ZM160 163H159V164H160ZM163 163H161V165H162ZM172 163H173V162H172ZM182 163H183V162H182ZM195 163H193V165H194ZM197 163H198V164H197ZM210 163H211V162H210ZM212 163H213V161H212ZM212 163H211V165H213V166L215 167V165L212 164ZM45 164H46V165H45ZM97 164H98V165H97ZM100 164H101V165H100ZM102 164H104V165H102ZM119 164H120V165H119ZM147 164H148V165H147ZM92 165H93V166L95 165L96 168L93 167ZM123 165H124V167H123ZM126 165H127L128 168L125 167ZM131 165H132V167H133L134 165H137V168L134 166V167H135V170H134V169L131 167ZM138 165H139L140 167H139ZM141 165H142V166H141ZM164 165H165V164H164ZM45 166H46V167H45ZM87 166H88V167H87ZM119 166H120V167H119ZM167 166H166V167H167ZM204 166H205V167H204ZM62 167H63V168H62ZM64 167H66V168H64ZM68 167H69V168H68ZM79 167H82V169H81V168L79 169ZM85 167H86V168H85ZM100 167H101V168H100ZM146 167H148V168H146ZM156 167H157V166H156ZM158 167H160V166H158ZM184 167H185V165H184ZM191 167H194V168H191ZM201 167H202V169H201ZM208 167H210V166H208ZM43 168H44V169H43ZM70 168H72L73 171H72V169H70ZM84 168H85V169H84ZM97 168H98V169H97ZM130 168H131V170H130ZM176 168H175L174 170H177ZM206 168L209 169L210 172H208V170H207V171H204V170H206ZM35 169H37L38 171L35 170ZM66 169H69L70 171H69V170H66ZM78 169H79V170H78ZM90 169H91V171H89ZM95 169H96V170H95ZM104 169H105V170H104ZM110 169H112V170L110 171ZM123 169L126 170V171H124ZM137 169H138V170H137ZM150 169H151V170H150ZM164 169L167 170V168H164ZM164 169H163V166H162V170H164ZM169 169H170V170H169ZM214 169H215V168H214ZM244 169H245L246 171L249 170V168H247V169L244 168ZM84 170H85V171H84ZM98 170H99L100 172H98ZM117 170H118V171H117ZM121 170H122V172H121ZM127 170H128V173H129V174H128V173H125V172H127ZM132 170H133V171H132ZM183 170H185V173H184ZM198 170H199V171H202V172H200V174H198L199 177H200V179H199L198 176L196 175V172L199 173ZM216 170H217V169H216ZM245 170H244V172H246ZM36 171H37V172H36ZM62 171H63V173H62ZM74 171H75V172H74ZM78 171H79V172H78ZM95 171L98 172L99 174L96 173ZM103 171H104V172H107V173L110 171V172L108 173V176H109V177L106 175L107 173H103ZM112 171H113V172H112ZM134 171L136 172V175H139V174L141 175V174H142V175H141V178L143 177L144 180H142V179L139 178L140 175H139V177L136 176L135 173H133ZM140 171H141V173H140ZM242 171H243V170H242ZM39 172H40V173H39ZM45 172H46V173H45ZM64 172H65V173H64ZM66 172H67V173H66ZM77 172H78V173H77ZM84 172H85L86 174H85ZM87 172H88V173L90 172V173L88 174ZM111 172L114 174L113 177L115 176V177L117 178V179H116V178L114 177V179H115L114 181L111 180V179H113V177L111 178V176H112V173H111ZM118 172H119V173H118ZM137 172H138L139 174H137ZM144 172H145V173H144ZM164 172H165V171H164ZM192 172H193V173H192ZM203 172H204V173H203ZM218 172H219V171H218ZM83 173H84V174H83ZM132 173H133V174H132ZM159 173H158V174H159ZM188 173H189V175H188ZM190 173H191V175H190ZM206 173H207V174H206ZM212 173H213V175H212ZM26 174H27V175H26ZM43 174H45L46 176L43 175ZM63 174H64V175H63ZM79 174H81V175H79ZM94 174L97 176V178L94 177V176H95ZM100 174H102V175H100ZM104 174H105V176H106V179H108V180H107L108 183H106L107 185L104 183V182H107V181L105 180V176H104ZM158 174H157V176H158ZM181 174L184 176V178H186V181H185V182L182 181V180H185V179H183L182 177L180 178V175H181ZM203 174H204V176H203ZM25 175H26V176H25ZM42 175H43V176H42ZM49 175H50V174H49ZM54 175H55V176H54ZM70 175H71V176H70ZM74 175L76 176L75 178H74ZM78 175H79L80 177H79ZM91 175H92V176H91ZM119 175H120V176L122 175V176L119 177ZM144 175H145V176H144ZM147 175H148V179H147ZM163 175H162V178H163ZM167 175H168V174H167ZM193 175H195V176H193ZM205 175H206V177H205ZM210 175H211V177H210ZM41 176H42V177H41ZM44 176H45V177H44ZM58 176H61V177H58ZM63 176H65V178H64ZM69 176H70V178H69ZM84 176H85V177H84ZM101 176H102V177H101ZM125 176H127V177H125ZM129 176H130V177H129ZM131 176L133 177V179L131 178ZM185 176H186V177H185ZM188 176H189V177H188ZM207 176H208V177H207ZM34 177H35V178H34ZM43 177H44V178H43ZM52 177H54V178H52ZM77 177H78V178H77ZM99 177H100V178H99ZM149 177H150V178H149ZM152 177H155V178H154V179H151ZM169 177H171V179H170ZM177 177H178V178H177ZM2 178H3V179H2ZM31 178H32V179H31ZM55 178H56V179H55ZM57 178H58V179H57ZM62 178H63V179H62ZM76 178H77L78 180H77ZM79 178H80V179H79ZM86 178H87L89 181H88ZM101 178H102V179H101ZM103 178H104V179H103ZM120 178H122V180H121ZM145 178H146V179H145ZM159 178H161V176H160ZM195 178H196V179H195ZM205 178H206V181H207L208 178H209L208 182H206V181H205V182L202 181V179L205 180ZM214 178H215V179H214ZM25 179H27V180H25ZM30 179H31L32 181H31ZM46 179H47V180H46ZM53 179H54V180H53ZM94 179H95V180H94ZM109 179H110L111 181H110ZM119 179H120V180H119ZM124 179H126L130 184H128V182L125 181ZM128 179H129V180H128ZM136 179H137V180H136ZM175 179H176V180H175ZM181 179H182V180H181ZM259 179L261 180V178H259ZM9 180H10V181H9ZM16 180H17V181H16ZM34 180H35V181H34ZM37 180H38V182H37ZM61 180H62L63 182H62ZM65 180H66V181H65ZM69 180H70V181H69ZM92 180H93V181H92ZM99 180H100V181H99ZM103 180H104V181H103ZM123 180H124L125 182H124ZM131 180H132V182H131ZM133 180H134V181H133ZM140 180H142V181H140ZM160 180H161V179H160ZM163 180H164V179H163ZM219 180H220V181H219ZM260 180H259V181H260ZM15 181H16V182H15ZM23 181H24V182H23ZM33 181H34V182H33ZM44 181H45L47 184L44 183ZM68 181H69L70 183H69ZM136 181H137V182H136ZM144 181H145L144 185L147 183V185H145V187H144V185H143V183H142V182H144ZM174 181H173V183H175ZM8 182L11 183V186L9 185ZM18 182H19V183H18ZM57 182H59V183H57ZM64 182L66 183V185L64 184ZM67 182H68V183H67ZM71 182H72V183H71ZM84 182L86 183V185H84ZM90 182H92V183H90ZM96 182H97V183H96ZM98 182H99V183H98ZM100 182H101V183H100ZM102 182H103V183H102ZM117 182H118V183H117ZM134 182H135V183H134ZM149 182H150V183H149ZM158 182H163V181H159V180H158ZM210 182H211V181H210ZM214 182H213V183H214ZM260 182H262V181H260ZM6 183H7V185H6ZM13 183H14V184L17 183L16 186H14ZM38 183H40V185L42 184L41 186H43V187H44L45 184H46L45 187L50 189V190L47 189V192L49 191L48 193L46 192V193H47V196H48V197L46 196V197H47V201H46V197L43 196V195H45V194H42V193L39 192V191H37V192H39L40 194H39V193L36 194L37 192L35 193L34 189H37V187H34V186L37 185L38 188H40V186H39ZM43 183H44V184H43ZM54 183H55V184H54ZM56 183H57V184H56ZM62 183H63V184H62ZM73 183H74V184H73ZM109 183H110V184H109ZM113 183H115V184H114L115 186L113 185ZM125 183H126V184H125ZM132 183H133V184H132ZM136 183H137L139 186H138ZM152 183L155 185L156 188H155V187L152 188V186L149 187ZM167 183H169V182L167 181V182L164 183V184L167 185ZM20 184H22V185L20 186ZM27 184H28L29 186H27ZM50 184H51V186H48V185H50ZM67 184H68V186H67ZM79 184H80V185H79ZM94 184H95V185H94ZM123 184H124L125 186H127L128 188H127V187L124 188L125 186H124ZM134 184H135V185H134ZM153 184H152V185H153ZM156 184H157V185H156ZM164 184H163V185H164ZM171 184H172V183H171ZM193 184H195V183H193ZM249 184H250V183H249ZM261 184L264 185V183H261ZM2 185H3V188L1 187ZM5 185H6V187L9 185V186H8L9 188H8V187H7V188L4 187ZM52 185H53V186L55 185V186L53 187ZM75 185H76V186H75ZM77 185H78V186H77ZM89 185L91 186V189L88 188ZM105 185H106V186H105ZM108 185H109L110 187H109ZM119 185H120V187H119ZM154 185H153V186H154ZM172 185H173V184H172ZM196 185H195V187H196ZM209 185H206V186H209ZM214 185H216V184L214 183ZM214 185L212 186V184H211V185L209 186L210 188H209V187H208V188L211 189V188L214 187ZM263 185H261V186H263ZM32 186H33V188H32ZM121 186H122V187H121ZM129 186H130V188H129ZM146 186H147V187H146ZM157 186H159V187L157 188ZM174 186H175V185H174ZM11 187H12V188H11ZM15 187H16V189H15ZM29 187H30V189H31L34 193L29 192V191H31V190L29 189ZM55 187H56V188H55ZM58 187H59V188H58ZM74 187H76V188H74ZM112 187H113V188H112ZM137 187H138V188H137ZM139 187H140V188H139ZM142 187L147 188V189L149 188V189H150V192L148 191L149 189L147 190V189H144V188H142ZM161 187H162V186H161ZM185 187H186V186H185ZM185 187H182V188H183V191H184ZM187 187H189V186H187ZM187 187H186V188H187ZM191 187H192V186H191ZM191 187H189V188H191ZM193 187H194V186H193ZM215 187H216V186H215ZM46 188H45V189H46ZM80 188H81V189H80ZM100 188H101V189H100ZM109 188H110L111 190H109ZM116 188H117V189H116ZM120 188H122V189H120ZM154 188H155V189H154ZM171 188H173V186H172ZM182 188L175 189V190H176V191H177V190L180 191V189H182ZM200 188H199V189H200ZM205 188H207V187H205ZM208 188H207V189H208ZM261 188H262V187H261ZM263 188H264V187H263ZM10 189L13 190V191H12L13 194H12V192H11ZM23 189H24V190H23ZM62 189H63V190H62ZM74 189H75V191H74ZM77 189H78V190H77ZM93 189H95V190H93ZM104 189H105V190H104ZM107 189H108V191H106ZM119 189H120V190H119ZM131 189H132V190H131ZM135 189H136V190H135ZM137 189H139V190H137ZM151 189H152V190H151ZM193 189H194V188H193ZM197 189H198V188H197ZM197 189H196V191H197ZM199 189H198V190H199ZM209 189H208L206 192H208ZM214 189H215V188H214ZM217 189H218V188H217ZM4 190H6L7 193H6ZM9 190H10V191H9ZM39 190H40V189H39ZM57 190H58V191H57ZM67 190H68V191H67ZM82 190H83V191H82ZM90 190H91V191H90ZM103 190H104V191H103ZM116 190H117V191H116ZM122 190H124V191H122ZM127 190H128V191H127ZM130 190H131V192H130ZM143 190H145V192H144ZM185 190H186V189H185ZM204 190H205V189H204ZM262 190H263V189H262ZM8 191H9L10 193H9ZM15 191H17V192L19 191V192L17 193V192H15ZM25 191H26V194H25ZM76 191H77V192H76ZM105 191L108 192V193H107V196H106ZM120 191H122V192H120ZM171 191H172V192H171ZM176 191H175V193H176ZM200 191H202V189H201ZM200 191H199V192H200ZM210 191H212V192H210ZM210 191H209V192H210L209 197H211V196L213 197V195L216 197L218 194H220V193H218L217 195H215V193L217 192L216 189H215V191H214L215 193L213 192V190H210ZM20 192H21V193H20ZM23 192H24V193H23ZM42 192H44V190H43ZM58 192H59V193H58ZM67 192H68V193H67ZM89 192H90V194H89ZM126 192H127L128 194H127ZM134 192H135V193H134ZM153 192H156V193H155L156 195L153 194ZM180 192H181V191H180ZM199 192L196 193V194L198 195ZM3 193H4V194H3ZM22 193H23L24 195H23ZM53 193H55V194H53ZM56 193H57V194H56ZM63 193H64V194H63ZM65 193H66V194H65ZM76 193H77V194H76ZM119 193H120V195H119ZM124 193H126V194H124ZM133 193H134V194H133ZM201 193H202V192H201ZM201 193H200V194H201ZM211 193H212V194L214 193V194L212 195ZM5 194H6V195H5ZM11 194H12V197L10 196ZM15 194H16V195H15ZM28 194H29V197H28ZM32 194H33V195H32ZM67 194H68V195H67ZM110 194H111V195H110ZM112 194H113V195H112ZM136 194H137V196H136ZM138 194H139V196H138ZM149 194H151V196H153V195H155V196H153V198H152V197H149ZM160 194H161V195H160ZM173 194H174V193H173ZM177 194H178V192H177ZM200 194H199V195H200ZM204 194H205V193H202L203 196H204ZM14 195H15V196H14ZM17 195H18L19 197H16ZM30 195H32V197H31ZM36 195H37V196H36ZM39 195H40V196H39ZM53 195H54V196H53ZM55 195H56V196H55ZM57 195H58V197H57ZM60 195H62V196H60ZM72 195H73V196H72ZM96 195H97V196H96ZM125 195H126V196H125ZM127 195H128V196H127ZM131 195H132V196H131ZM145 195H147V198H146ZM179 195H180V193H179ZM199 195H198V196H199ZM13 196H14L15 198H13ZM20 196H21V197H20ZM22 196H23V197H22ZM34 196H35V197H34ZM38 196H39V197H38ZM42 196L45 197V198H43ZM68 196H69V197H68ZM113 196H114V199H112ZM167 196H168V195H167ZM172 196H175V195H172ZM195 196H196V195H195ZM198 196H196V197H198ZM203 196H202V197H203ZM4 197H5V198H4ZM24 197H25V198H24ZM36 197H37V198H36ZM40 197L43 198V199L45 200V201L43 200L44 203L46 202V203L49 204V205L53 203L52 205H50V206H51V207H49L50 209L47 208L48 205L43 207V205H46V203H45V204H44V203L42 204V201L39 200ZM62 197H63V198H62ZM65 197H66V198H65ZM101 197H102V198H101ZM120 197H121V198H120ZM139 197H140V200H141V199H149L150 201H149V200H144V201L142 200V202H143V204H142L141 201H140V202L138 201ZM196 197H195V198H196ZM200 197H201V196H199V198H200ZM202 197H201V198H202ZM212 197H211L210 199H212ZM215 197H213V198H215ZM221 197H222V198H221ZM21 198H22V199H21ZM53 198L56 199V200H54ZM97 198H98L99 200H98ZM100 198H101V199H100ZM117 198H118V199H117ZM126 198H127V199H126ZM130 198H132V199L135 198L136 200H135V199H134V200H131ZM218 198H219V196H217L216 201H214L215 199H214L213 201H214V202H217V199H218ZM2 199H3V200H2ZM16 199H17L18 201H17ZM25 199H26V201H23V200H25ZM36 199H37V200H36ZM48 199H49V200H48ZM70 199H71V200H70ZM73 199H74L75 201H77V202H75ZM76 199H77V200H76ZM83 199H84V200H83ZM111 199H112L113 201H112ZM115 199H116V200H115ZM153 199H154V200H153ZM156 199H157L158 201H157ZM182 199H184V198H182ZM196 199H197V198H196ZM196 199H194V200H196ZM207 199H208V200H207ZM11 200H12V202H11ZM35 200H36V202H34ZM38 200H39V201H38ZM57 200H60V201H57ZM61 200H63V201L61 202ZM72 200H73L74 204L71 203ZM80 200H82V201L80 202ZM100 200H101V201H100ZM122 200H124V201H122ZM125 200L128 201L129 203H127ZM184 200H185V199H184ZM184 200H183V201H184ZM30 201H31V203H30ZM40 201H41V203H40ZM48 201H49V202H48ZM64 201H65V202H64ZM68 201H69V209H68V207H67V206H68ZM99 201H100V202H99ZM118 201H120V202H118ZM121 201H122V202H121ZM172 201H173V200H172ZM190 201H192L194 204H193V203H190ZM197 201H199V200L197 199ZM201 201H202V200H201ZM203 201H204V200H203ZM203 201H202V202H203ZM206 201H205V202H206ZM7 202H9V203H7ZM15 202H16V203H15ZM19 202L22 203V204H20ZM33 202H34L35 204H34ZM50 202H51V203H50ZM63 202H64V205H63ZM66 202H67V204H66ZM89 202H90V204H89ZM98 202H99V203H98ZM110 202H111V203H110ZM117 202H118V203H117ZM125 202H126V203H125ZM133 202H134V203H133ZM158 202H160L161 204H158L160 207H159V208H156V207L158 206V205H157ZM184 202H185V201H184ZM184 202H183V203H184ZM205 202H204V203H205ZM223 202H224V201H223ZM223 202H222V203H223ZM4 203H5V204H4ZM6 203H7V204H6ZM11 203H12V204H11ZM29 203H30V204H29ZM37 203H39V204H37ZM76 203H77L79 206H78ZM79 203H80V204H79ZM86 203H87L88 205H87ZM121 203L123 204V206H121V205H122ZM217 203H220V202H217ZM60 204H61V205H60ZM72 204H73V206L75 207V208H74V207L72 206L74 209L71 207ZM81 204H82V205H81ZM98 204H99V205H98ZM101 204H103V206H102ZM150 204L153 205V206H152V207H149V206H151ZM173 204H172V205H173ZM184 204H185V203H184ZM188 204H189L190 209H188V211H187L186 208H187V205H188ZM200 204H201V203H200ZM13 205H14V206H13ZM18 205H19V206H18ZM20 205H22V206L25 205L27 208L24 206V207L26 208V209H24V208L20 207ZM30 205H31V206H30ZM53 205H54V206H53ZM65 205H66L67 209L63 210L64 208H66V207L63 208V206H65ZM85 205H87V206H89V207H87V206H85ZM96 205H97L98 207H99L100 205H101V206H100V208H97ZM108 205H109V206H108ZM111 205L114 206V207H112ZM119 205H120V207H119ZM126 205H127L128 207H127ZM134 205H135V207H134ZM136 205H137V206H136ZM155 205H156V206H155ZM162 205H163V207H162ZM181 205H182V204H181ZM181 205H180V206H181ZM209 205H210V206H209ZM216 205H217V204H216ZM5 206H7V207H5ZM29 206H30V207L34 206V207H36V208H33V207H32L31 209H29ZM37 206H38V207H37ZM40 206H41V207H40ZM52 206H53L54 208H52ZM55 206H57V207H55ZM61 206H62V207H61ZM83 206H84V207H83ZM94 206H95L97 209H94V208H95ZM110 206H111V207H110ZM141 206H142V207H141ZM145 206H146V207H145ZM154 206H155V207H154ZM170 206H171V205H170ZM200 206H202V205H200ZM205 206H207V205H205ZM103 207H104V208H103ZM115 207H116V208H115ZM133 207H134V210H133ZM137 207H138V208H137ZM153 207H154V208H153ZM197 207H198V206L195 207V211H196L197 213L199 212V209H200V208L203 209V206L200 207V208H199V207L197 208ZM212 207H217V206H215V204H214ZM212 207H211L210 209H213ZM7 208H8V209H7ZM21 208H22V209H21ZM39 208H40V209H39ZM45 208L48 209V210H46ZM51 208L54 209L53 212H51ZM62 208H63V209H62ZM81 208H82V209H81ZM83 208H84V209H83ZM86 208H87V209H86ZM90 208H91V209H90ZM102 208H103V209H102ZM148 208H149V209H148ZM155 208L158 209V210H155ZM162 208H164V209L166 208V209H165V213H163V212H164V209H162ZM196 208H197V209H196ZM218 208H220L219 205H218ZM218 208H216V210H217ZM221 208H222L221 210L225 213V215L228 216V217H227L228 219H229L230 215H233L231 212H230V213H226V212L228 211V208H227L226 206H222ZM33 209H34V210H33ZM79 209L81 210V212H80ZM85 209H86V211H85V212H86V215H88V214L91 213V214H90V216H91V215L94 214V218H95L96 216H97V217L100 216V217H98V218L96 217L97 223H96V220L93 218V219H91V220H93L94 222L90 220V221L92 222V224H91V222H90V223H89L90 226H89V225H86V222H87L88 220H87V219L84 220V221L82 220V219H84V217H85V216H84V215H85V213H84V210H85ZM92 209H93V210H92ZM101 209L104 210V211H102ZM109 209H110V210H109ZM111 209H112V211H111ZM114 209H115V210H114ZM140 209H141V210H140ZM160 209H162L163 212H162V210H160ZM167 209H170L169 211L172 210V212H169V214L166 213V212H167V211H166ZM177 209H178V208H177ZM177 209H176V211H179V209H178V210H177ZM181 209H182V208H181ZM214 209H215V208H214ZM214 209H213V210H214ZM20 210L22 211V213H20ZM37 210H39V211H37ZM40 210H41V211H40ZM45 210H46V213H45ZM49 210H50V211H49ZM55 210H57V211H55ZM66 210H67V211H66ZM119 210H120V211H119ZM135 210H136V211H135ZM147 210H148V211H147ZM153 210H155V211H153ZM159 210H160V211H159ZM213 210H212V215L214 216V214H213ZM216 210H215V211H216ZM256 210H257V208H256ZM34 211H35V212H34ZM42 211H43V212H42ZM54 211L56 212V214H55ZM98 211H99V212H98ZM108 211H109V213H110V216H109ZM138 211H139V212H138ZM141 211H142V212H141ZM144 211H145V212H144ZM146 211H147V212H146ZM156 211H157V212H156ZM158 211H159L160 216H161L164 220H162V218L159 216ZM200 211H201V209H200ZM202 211H203V210H202ZM202 211H201V212H202ZM222 211H220V214L223 213ZM88 212H89V213H88ZM94 212H95V213H94ZM97 212L100 213V214H98ZM120 212L122 213V215L120 214ZM134 212H135V213H134ZM192 212H193V211H192ZM221 212H222V213H221ZM10 213H11V214H10ZM51 213H52V214H51ZM79 213H80V214H79ZM81 213H84V214L81 215ZM87 213H88V214H87ZM96 213H97V214H96ZM103 213L105 214V216H104ZM111 213H112V214H111ZM128 213H130L129 215H131V217L128 215ZM153 213H154V217H153ZM156 213H157V216H158V217L155 215ZM161 213H162V214H161ZM176 213L179 214V216H178V215L176 216V215H175ZM218 213H219V212H218ZM8 214L11 215V216H8ZM53 214H54V215H53ZM59 214L61 215L62 212H59ZM59 214H58V215H59ZM72 214H74V215H72ZM123 214H124L125 216H123ZM145 214H146V215H145ZM163 214H164V215H163ZM170 214H171V216H170ZM172 214H173V215H172ZM198 214H199V213H198ZM215 214H217V213H215ZM126 215H128V216H126ZM142 215H143V216H142ZM151 215H152V216H151ZM162 215H163V216H162ZM225 215H224V217H222V216L220 215V219H221V221H222V222H221L222 227L224 226V229L222 228L223 231H224L225 229H228V231H229V229H230V231L233 230V232H237L235 226H231V225H230L231 223L226 222L227 218H225ZM56 216H57V217H56ZM75 216H76V217H75ZM82 216H83V218H82ZM115 216H116V217H115ZM205 216H206V217H205ZM54 217H55L56 219H55ZM72 217H73V219H72ZM80 217H81L82 219H81ZM91 217H93V216H91ZM135 217H137V219H138L139 222L137 221V219H136ZM218 217H219V216H218ZM13 218H14V219H13ZM37 218H36V219H37ZM49 218H50V217H49ZM76 218H77V219H76ZM104 218H105V219H104ZM110 218H111V219H110ZM117 218H118L119 220H116ZM134 218H135V219H134ZM172 218H173V217H172ZM172 218H171V220H173ZM175 218H174V219H175ZM190 218H191V216H190ZM190 218H189V219H190ZM234 218H235V216H234ZM54 219H55L56 221H55ZM106 219H107V220H106ZM131 219H132V220H131ZM133 219H134V220H133ZM154 219H155V220H154ZM169 219H170V218H169ZM179 219H180V218H179ZM192 219H193V218H192ZM17 220H18V221H17ZM79 220L82 222L81 226H79L80 223H81ZM103 220H104V221L106 220L107 223L109 222L108 224H110V221H111V223L115 224V226L113 225L115 228H113V226L110 224V225H111V229H112L113 231L116 229V231L119 232V233H117L116 231H114V232L112 231V232H113V233H117V235L119 234L121 237H119V235H118V236H117L118 238H117V237L114 238L115 234L112 236L113 233L111 232L110 225L106 224V222L104 223ZM108 220H109V221H108ZM112 220H113L114 222H113ZM125 220H126V221H125ZM128 220H129V221H128ZM152 220H154V223H153ZM208 220H209V221H208ZM42 221H43V220H41L40 224H43V225H44V223H42ZM118 221H119V223H118ZM157 221H159V222H157ZM189 221H190V223H189ZM195 221H196V222H195ZM207 221H208V222H207ZM14 222H15V223H14ZM18 222H19V223H18ZM54 222L57 223L58 225H57V224L55 225ZM74 222H75V223H74ZM124 222H125V223H124ZM134 222H135V223H134ZM148 222H150V223H148ZM202 222H203L202 225H205V226H204V228L202 227L203 230H200V229H201L200 223H202ZM20 223H21V224H20ZM84 223H85V224H84ZM87 223H88V222H87ZM95 223H96V224H95ZM98 223H99V224H98ZM122 223H123V224H122ZM128 223H129V224H128ZM137 223L140 224V225H138ZM152 223H153V224H152ZM157 223H158V224H157ZM173 223L175 224L176 227L173 225ZM198 223H199V224H198ZM232 223H233V222H232ZM34 224H35V223H34ZM50 224H51V225H50ZM102 224H103V225H102ZM118 224H119V225H118ZM125 224H126V225H125ZM133 224H134V226L132 227ZM136 224H137V225H136ZM148 224H149V225H148ZM161 224H162V225H161ZM163 224H164V225H163ZM167 224H168V225H171V226L173 225V227H168ZM195 224H196V226H195L196 228L194 227ZM36 225H37V224H36ZM36 225H35V226H36ZM53 225H54V226H53ZM82 225H83L84 227H82ZM93 225H94V226H93ZM95 225H96V226H95ZM99 225H100V226H99ZM105 225H106V227L104 228ZM158 225L160 226L159 228H158ZM166 225H167V226H166ZM198 225H199V226H198ZM232 225H235V224H232ZM16 226H15V227H16ZM32 226H33V225H32ZM48 226H49V227H48ZM55 226H56V227H55ZM87 226H89V227H87ZM101 226H102V227H101ZM129 226H130V228H128ZM135 226H137V227H135ZM140 226H141V227H140ZM143 226H144V227H143ZM164 226H165V227H164ZM51 227H52V228H51ZM80 227H81V228H80ZM98 227H100V228H98ZM107 227H108L110 230H109ZM149 227H150V228L152 227L151 230H149V229H150ZM154 227H155V228H154ZM167 227H168V228H167ZM174 227H175L179 232H178ZM185 227H186V226H185ZM192 227H191L190 229H192ZM197 227L199 228V230H198ZM225 227H226V228H225ZM82 228H85V230H84V229L82 230ZM96 228H98L99 230L96 229ZM103 228H104L106 231H104ZM118 228H119V229H118ZM133 228H135V230H134ZM156 228H157V230H156ZM162 228H164V229H162ZM47 229H48V230H47ZM52 229H53V230H52ZM75 229H76V230H75ZM80 229H81V231H80ZM87 229H88V230L91 229V230L88 231ZM92 229H93V230H92ZM101 229H103V231H100ZM120 229L123 231V233H122V231H120ZM127 229H128V230H127ZM132 229H133V230H132ZM136 229H138V230H136ZM174 229H175V230H174ZM184 229H185V230H184ZM231 229H232V230H231ZM44 230H45V231H44ZM51 230H52L53 232H52ZM95 230H98V231H95ZM107 230H108V231H107ZM125 230H126V234L124 235ZM129 230H130V232H133V234L130 233ZM139 230H140V232H136V234L134 233L135 231H139ZM144 230L147 232V234H146V232H145ZM169 230H170V231H169ZM49 231H50V232H49ZM54 231H55L56 233H59V235L57 234L59 237L61 236L60 238L57 236V237L59 238V240H57L58 238H57V237L55 238V235H53V234L55 233ZM83 231H84V232H83ZM85 231H87L88 233L85 232ZM99 231H100L101 233H100ZM148 231H149L150 233H149ZM171 231H172V232H171ZM184 231H186V232H184ZM193 231H194V232H199V231L202 232V231H205V232L201 233V236H202V234L205 235V233H207L206 236H205L207 239H205V240L202 239V238H205L204 235H203L202 238H201V237H198L199 239H197L198 234H196V233L194 234ZM226 231H227V230H225V232H226ZM228 231H227V232H228ZM230 231H229L228 233H226V234H228V237L225 235L227 238H230V236H231L230 234H232V236L235 235V233L233 234V232H230ZM36 232H37V233H36ZM42 232H43V233H42ZM74 232H73V233H74ZM79 232H80V233H79ZM92 232H93V233H92ZM98 232H99V233H98ZM103 232H104V233H103ZM109 232H110V233H109ZM141 232H143V233H142V236L140 235ZM144 232H145V234H146L147 236H148V234H149V236L151 235L152 239L154 240V244H153V241L150 240L151 237H148V238H147L148 240L145 239L147 236H146V235L143 236V235H144ZM152 232H153L154 234H153ZM168 232H170V233H168ZM175 232H176V233H175ZM191 232H192L193 234H192ZM56 233H55V234H56ZM84 233H85V234H84ZM89 233H90V234H89ZM105 233H106V234H105ZM108 233H109V234H108ZM111 233H112V234H111ZM128 233H129V236H128ZM151 233H152V234H151ZM156 233H157V234H156ZM158 233H159V235H158ZM166 233H167V234H166ZM178 233H179V234H178ZM184 233H186V234H184ZM187 233H191L190 236L188 237V238H189L188 241H192L194 238H196V240H197V241H196V240H193V242H192V244H193L192 246H193V247L191 246V243L187 241L188 238L185 239L186 235H187V236L189 235V234H187ZM229 233H230V234H229ZM0 234H1V232H0ZM36 234H38V235H36ZM44 234H45V236H42V235H44ZM46 234H47V235H46ZM50 234H51V235H50ZM81 234H82V235H81ZM95 234H96V235H95ZM101 234H102V235H101ZM160 234H161V235H160ZM170 234H171V235H170ZM176 234H178L179 237H181V236L183 237V239H182V237L180 238V239H181L180 242L178 241L179 237H177L178 235H176ZM238 234H239V233H238ZM71 235H74V234L71 233ZM80 235H81V236H80ZM104 235H107V237H108V236H109V237L107 238V237L104 236ZM126 235H127V236H126ZM132 235H133V236H132ZM134 235H135V236L138 235V236L135 237ZM155 235H156V236H155ZM166 235H167V236H166ZM169 235H170V236H169ZM172 235H176V236L173 237ZM180 235H181V236H180ZM184 235H185V236H184ZM192 235H193L194 237H193ZM195 235H196V236H195ZM199 235H200V233H199ZM229 235H230V236H229ZM40 236H41V237H40ZM49 236H51V237H49ZM52 236H54V237L52 238ZM66 236H67V234H66ZM75 236H74V238H75ZM86 236H87V237H86ZM102 236H104V237L107 238V239H105V238L102 237ZM111 236H112V240H113V238H114L113 241L110 240V239H111ZM153 236L156 237V238H154ZM157 236H158V237H157ZM159 236H161V237L159 238ZM163 236H164V237H163ZM232 236H231V237H232ZM235 236L237 237V234H236ZM46 237H47V238H46ZM89 237H90V238H89ZM141 237H142V241H141V239H140ZM169 237H171V238L173 237L172 239H174V240L171 239V241H170V239H168ZM191 237H193V239H192ZM0 238H2V239H0V240H1V241H0V255H1V256H0V264H2V263L4 262V261L2 260V258L4 259L6 256H8V258H9V255H10L11 258H12V255H14V254L16 255L15 252H16L17 250H16V246L12 245V244L10 243V241H8V240L6 241V239L3 240L2 235H0ZM61 238H62V240H61ZM72 238H73V237L70 236V239H72ZM74 238H73V239H74ZM76 238H75V239H76ZM97 238H98V239H101L100 241H102V242H100L99 240H97ZM103 238H104L105 240H104ZM122 238H124V239H122ZM127 238H128V239H127ZM130 238H131V242H132L133 244L130 242ZM133 238H134L135 241L132 240ZM149 238H150V239H149ZM158 238H159V239H162V240H159ZM176 238H177V240H175ZM190 238H191V240H190ZM48 239H47V241H50V240H48ZM63 239H64V240H63ZM68 239H69V238H68ZM93 239H94V240H93ZM119 239H122L123 241H121V240H119ZM200 239H201V241H200ZM208 239H210V240H208ZM221 239H222V238H221ZM2 240H3V241H2ZM35 240H34V241H35ZM60 240H61V241H60ZM80 240H81V242H80ZM86 240H87V241H86ZM91 240H92V241H91ZM95 240L101 243V245H99L98 248H97V244H100V243L95 242ZM117 240H119V242H116ZM144 240H146V242H145ZM165 240H166V242H165ZM167 240H168V241H167ZM183 240H184V242H183ZM206 240H208V241H206ZM4 241H6V242H4ZM39 241H40V240H39ZM39 241H38V242H39ZM44 241H45V242H44ZM58 241H60V242L58 243ZM62 241H63V243L61 244ZM70 241L72 242V240H70ZM143 241H144V242H143ZM147 241H148V242H147ZM157 241H158V242H157ZM174 241H175V242L177 241L178 244H175ZM186 241H187L188 243H187ZM198 241H199V242H198ZM202 241H204V242H206V243L209 242V243L206 244L207 246H204L205 243L203 242V243H204V244H203ZM223 241H224V240H222L221 242H223ZM225 241H224V242H225ZM90 242H91V243H90ZM127 242H128L129 244H128ZM149 242H150V243H149ZM151 242H152V243H151ZM170 242L173 243V244H171ZM177 242H176V243H177ZM181 242H183V244L180 245ZM9 243L11 244V246H10ZM56 243H57L58 245H57ZM93 243H95V244H93ZM96 243H97V244H96ZM123 243H124V244H123ZM125 243H126V244H125ZM130 243H131V244H130ZM135 243H136V244H135ZM140 243H141V244H140ZM147 243H148V244H147ZM158 243H159V244H158ZM160 243H161V245H160ZM184 243H185V245H184ZM189 243H190V245H188ZM198 243H199V244H198ZM200 243H201V244H200ZM6 244H7V246H6ZM36 244H37V242H36ZM55 244H56V245H55ZM83 244H84L85 247H86V245H87V247L85 248V247L83 246ZM85 244H86V245H85ZM89 244H90L91 247L89 246V248H88V245H89ZM113 244H114V246H113ZM117 244H119V246H120V244H121L122 248L120 247L121 249L117 250V248H119V246H118ZM151 244H152V245H151ZM194 244H195L196 246H195ZM208 244H209V245H208ZM240 244H241V245L245 244V245L247 246V244H246V243H243V241H242V243H240ZM240 244H238L237 247L239 248V250H240L242 253H244L242 257H245V258H246V256H244V255H246L247 253H249V252H247L249 249H247V247H244L245 245L241 246ZM61 245H62V247H61ZM70 245H72V243H71ZM70 245H69V246H70ZM81 245H82V246H81ZM92 245H93V246H92ZM95 245H96V247H95ZM102 245H104V246H106V247H104V246H102ZM107 245H108V246H107ZM124 245H125V250H126V251L123 249V248H124ZM138 245H139V246H138ZM140 245H141V246H140ZM142 245H143V246H142ZM153 245H154V247H152ZM158 245H159V246H158ZM179 245H180L181 247H180ZM187 245H188V247H187ZM200 245H201V246H200ZM4 246H5V247H4ZM9 246H10V247H9ZM116 246H117V248H116ZM145 246H146V247L148 246V248H146ZM161 246L166 247V249H162V248H164V247H162V248L159 249L158 247H161ZM172 246H174V247H172ZM197 246H198V248H197ZM199 246H200L201 249H199ZM203 246H204V248H203ZM14 247H15V248H14ZM42 247H43V248H42ZM76 247H77L79 250H78ZM82 247H84V249H83ZM109 247H110V248H109ZM114 247H115L116 249H115ZM135 247H136V248H135ZM168 247H169V248H168ZM171 247H172V248H171ZM184 247H185V248H184ZM189 247H192L193 249H192V248H189ZM195 247H196V248H195ZM209 247H210V249L212 248L211 252H210ZM240 247H241V248H240ZM242 247H243V248H242ZM46 248H47V250H45ZM65 248H66V246H65ZM91 248H93V249H91ZM94 248H95V249H94ZM129 248H130V249H129ZM134 248H135V249H134ZM141 248H142V250L145 252V253H143V255H142V250H138V249H141ZM213 248H214L215 250H214ZM216 248H217V249H216ZM219 248H220V249L222 248L223 250L221 249L222 251L219 252V251H218ZM231 248H232V249H231ZM235 248H236V246H235ZM238 248L235 249V251L238 250ZM62 249H64V248H62ZM68 249L66 248V251H67ZM87 249H88V250H87ZM89 249H91V250H89ZM110 249H111V250H110ZM220 249H219V250H220ZM227 249H228V250L230 249V251H232V253L230 252V254H229V252H228ZM3 250H4V251H3ZM11 250H12V251H11ZM64 250H65V249H64ZM70 250H69V251H70ZM100 250L102 251V253H101ZM120 250H121V251H120ZM122 250H123V251H122ZM132 250H133V251H132ZM173 250H174V251H173ZM61 251H63V250H61ZM69 251H68V252H69ZM71 251H70V252H71ZM82 251L85 253V255H84V253H82ZM88 251H89V252H88ZM99 251H100V253H99ZM119 251H120V252H119ZM124 251H125V252H124ZM136 251H137V252H136ZM138 251L140 252V254L138 253ZM176 251H178V252H176ZM185 251L188 252V253H190V254H186ZM240 251H239V252H240ZM11 252H12L13 254H12ZM70 252H69V253H70ZM78 252H79V253H78ZM116 252H117V254H116ZM135 252H136V253H135ZM163 252H164V253H163ZM166 252H167L168 255H169V254L171 255V256H170V255L168 256L169 258L167 257ZM179 252H180V253H179ZM183 252H184V253H183ZM192 252H193V253H192ZM195 252H197V253H195ZM214 252H216V255H220L221 252H223L225 255H223V253H222V254L220 255V257L222 256L221 258H220L219 256L216 257V255L214 254ZM241 252H240V253L235 252V254H234V255L239 254V256H238V255L236 256V258H238V260H235L237 264H238V263H241V264H250L251 262H253V261H252V259H253L252 256H247L246 259L243 258V259L240 260V259H239L240 256H241L240 254H242ZM1 253H2V254H1ZM7 253H9V254H7ZM41 253H40V255H41V256H44V255L41 254ZM71 253H72V252H71ZM80 253H82V254H80ZM86 253H87V254H86ZM110 253H112V254L110 255ZM118 253H119V254H118ZM121 253H122V254H121ZM171 253H172V254H171ZM175 253L177 254V256H175ZM217 253H219V254H217ZM46 254H45V255H46ZM95 254H94V256H93V257H95V258H91V259L94 260V261L97 260V256H96ZM113 254H114L115 256H114ZM126 254H127V255H126ZM144 254H145V255H144ZM161 254H162V255H161ZM198 254H199V255H198ZM123 255H124V257H126V258H123V257H122ZM163 255H164V256H163ZM165 255H166V256H165ZM184 255H186V256H185L186 258L184 257ZM187 255L191 258V259H190V258L188 259L189 262H188V260H186L187 257H188ZM205 255H206V256H205ZM4 256H5V257H4ZM117 256H119V258H118ZM135 256H136V257H135ZM162 256H163L164 258H163ZM196 256H197V258H196ZM208 256H209V258H208ZM44 257H45V256H44ZM46 257H47V256H46ZM46 257H45V258H46ZM48 257H49V258H47V259H51V260H52V256L50 257V255H48ZM53 257H54V256H53ZM111 257H112V258H111ZM113 257H114V258H113ZM116 257H117V260H119V261H116ZM127 257H129V259H127ZM140 257H142V259H141ZM170 257H173L174 259H173V258H170ZM175 257H177V259H176ZM198 257H199V258H198ZM200 257H201V258H200ZM226 257H225V258H226ZM231 257H230V258H231ZM234 257H235V256H234ZM234 257H232V260H233V261H234ZM242 257H241V258H242ZM249 257H250V258H249ZM6 258H7V257H6ZM8 258H7V259H8ZM11 258H10V259H11ZM87 258H88L89 262H91L90 259H89V257H87ZM105 258H106V259H105ZM132 258H133V259H132ZM179 258H180V259H179ZM207 258H208V259H207ZM225 258L223 257L222 259H223V260H226L227 258H226V259H225ZM230 258H229V260H230ZM236 258H235V259H236ZM7 259H6V261H7ZM53 259L56 261L55 258H53ZM83 259H84V258H83ZM85 259H86V258H85ZM110 259H111V260H110ZM112 259H113L114 261H113ZM123 259H124V260H123ZM162 259H163L164 262L162 261ZM169 259H170V260H169ZM184 259H185L187 262H186V261H182V260H184ZM200 259H203L204 261H203V260L199 261ZM216 259H217L218 261H217ZM247 259H248V260H247ZM4 260H5V259H4ZM24 260H25V259H22V260H20V262H16V263H14V264H17V263H18V264H28V262L26 261V262H27V263H26ZM38 260H39V259H38ZM40 260H43V258H41ZM44 260H45V259H44ZM54 260H53V263H52V264H54V262H55ZM106 260H107V261H106ZM125 260H127V262H126ZM129 260H130V261H129ZM137 260H138V261H137ZM142 260H143V261H142ZM171 260H172L173 262H172ZM178 260H179V261H178ZM206 260H207V261H206ZM229 260H228V261H229ZM249 260H251V262H249ZM2 261H3V262H2ZM21 261H22V262H21ZM82 261H83V260H82ZM84 261H85V260H84ZM141 261H142V262H141ZM192 261H193V262H192ZM230 261H231V260H230ZM233 261H232V262H233ZM1 262H2V263H1ZM24 262H25V263H24ZM32 262H33V261H29V264H32ZM38 262H39V261H38ZM38 262H37V263H38ZM48 262H49V260H48ZM48 262L46 263V260L44 261L45 264H51V263H48ZM51 262H52V261H51ZM100 262H98V264H100ZM185 262H186V263H185ZM232 262L229 263V264H233V263H234V262H233V263H232ZM243 262H244V263H243ZM248 262H249V263H248ZM6 263H7V262H6ZM6 263L4 262L3 264H6ZM35 263H36V262L34 261L33 264H35ZM44 263H43V264H44ZM114 263H113V264H114ZM236 263H234V264H236ZM38 264H39V263H38ZM55 264H56V263H55Z\"/></svg>","mask_w":264,"mask_h":264}]
</instances>
